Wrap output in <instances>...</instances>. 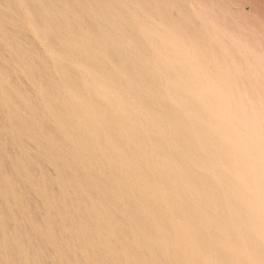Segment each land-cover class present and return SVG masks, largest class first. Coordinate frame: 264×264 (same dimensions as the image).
<instances>
[{"label":"bare ground","instance_id":"obj_1","mask_svg":"<svg viewBox=\"0 0 264 264\" xmlns=\"http://www.w3.org/2000/svg\"><path fill=\"white\" fill-rule=\"evenodd\" d=\"M24 1H26V0H24ZM75 1H77V0H75ZM79 1H80V3H82V1H83L82 4H79V2L78 3L76 2V4L78 6L80 5V7L82 5H86V3H87V2L84 3V0H82V1L79 0ZM100 1H102V0H100ZM137 1H139V0H137ZM184 1L187 2L188 0H184ZM30 2H31L30 0H29V2L27 1L28 5H30L29 4ZM55 2H56V0H55ZM62 2H60V3H62ZM64 2H66L67 6L65 4L63 5V3H62V5L65 6L67 9H65L61 5H59L60 7L57 6V8H60V10L57 9L59 11H57V10L55 11L56 13L58 12L57 13L58 18L53 17V20H54V18H56V20L59 19V13H60V15L63 17V18H60V20L64 19V20H66L65 23L68 22L67 24H69L67 26H69V28H70V34L72 32H78V30H82L80 24L81 23L86 24L84 22H86L87 20L90 21V23H91L92 21L89 18H92L97 14L95 9H94L95 11L92 9L90 10V11H93V13L92 12L88 13L89 11L88 12L86 11L87 14L85 15V19L88 18L87 16H89V14H91V16L87 20H82L83 22H80V21H78V19L81 20L82 16L80 15V18H79V16L77 18L75 16V18H74L73 15L76 14V13L74 14V9L76 11L77 10L82 11L83 10L82 7H84V6L81 7V10H79L80 8L78 7V9H76L77 6L75 4L74 6H76V7L74 8L73 6L72 7L70 6L71 7V10H70V7H68V6L71 5L73 2H71V4H69V1H66V0ZM88 2H90V1H88ZM189 2H191V1H189ZM219 2H220L219 0H217V1H214V0H200V1L194 0L193 1L192 0L191 4H189V6L187 8L195 16H193V20H192V18L188 19L189 20L188 22H190L192 20V22L189 25L187 24L188 26H186L184 23L185 22L184 17H183L184 18V20H183L184 24L179 25L177 23L178 25L175 26L176 23L174 21L173 22L175 24L172 22L175 15L173 16L172 20L168 19L169 17H167V15L164 14V13L168 12V10L166 12H164V10H166V9H164L163 10L164 13H163V12H161L163 7H161V5H158L159 8L160 7L161 8H160L159 13H157V12L156 13L160 16H161V13H162V15H166L167 18L163 16L164 17V18L162 17L163 20L167 19L166 20L167 22H168V20L170 21V22H168L169 24H171V22H172L175 26V27L174 26L170 27L171 25H169L167 23L168 26H165V29H164V25H162L163 23L157 24L154 20H150V22L152 21L154 23L151 22L152 24L149 23L150 25H147L148 22L145 19L146 16H147V19H150V18L152 19V17L158 19L159 17L157 18V16H158L157 14H156V17L155 16L151 17V15L148 16V14L146 15V13H148V12L147 11H145L146 13L144 12L145 9L143 10V8H144L143 6H142L143 8L140 9L141 7L139 6V4H138V7H140V8H138V9L141 11L143 10V12L145 13L146 16L145 17L140 16L141 14L143 15V12H141V14H140V11H139L140 15L138 14L137 18L140 16L141 21L140 20L135 21L134 17L136 15H134L132 12H130V14H128L129 13L128 11H127L128 13H126V14L123 12V14H125L127 16V18H126L127 24L124 21H122L123 19H120L115 15V13L117 14V11L115 13H113L112 10L114 8L110 9L111 11L110 10L108 11V16L107 15L105 16V14L102 11L100 12V10L97 8V10H99L98 12H100V14L98 13L99 14L98 16L100 17L101 14H104V16H105L104 18H106V17L107 18L106 19L103 18V20H100L103 17V15H101L102 17L100 19H98V16H96L97 21L99 20L100 23L95 21L98 23V25L97 24H93V25L91 24L92 27H90L91 25L88 22V25H90V26H88L86 24L85 27L86 28L88 27V29H87V33H84L85 35H87L88 38H86L85 40L82 41V39H80L78 37V34L76 36H74V37H78V39H79L78 40L79 46L77 45L76 42L74 43L75 45L78 46V49L75 48L76 46L73 45V42L71 43V41H73V40H72L71 36L68 35L69 29H68V33H67L66 32L67 29L65 28L66 29L65 30L64 29L65 26L63 25L65 23L62 20L61 21L63 23L62 24L63 28H62V25L60 24V22H58V23L62 29L59 26H57L58 23L56 21H53L54 24L57 23L55 25V27L56 28L58 27L60 30L64 29V32H66L65 34H67L71 39L69 41V39L67 37L65 38V36H64L65 34L63 35L64 37H61L62 34L64 33L62 31H61L62 34H61V32H59L58 35L55 34V33H57L58 28L56 29L55 27H53L54 24L52 25L49 22L50 19L46 20L47 13H45L44 11H46V9L48 8L47 6H45L44 8H46V7L47 8L46 9L43 8V10L40 6L39 7L36 6L37 4L35 5L36 7L33 6L32 4L34 2L31 3V5L29 6L30 11L32 13H33V9H34V12H36V13H34V14H36L34 16V18L31 17L30 19H35V17L38 15H40V17H41V14H39V13H42V12L37 13L38 12L37 10H39L38 8H40V10H42L44 14H42L41 19L39 16H38L39 19H38V17L36 19L39 21L42 20L43 24L45 23L44 21H46V23H47V21L49 20L48 22L51 25L50 26L51 28H49V26H48L49 30L45 26L38 28L40 31H38V29L36 30L35 28H32L33 31H35V30L37 31V32L35 31V33L40 32V33L36 34V37L39 34H41L40 37H41V39L43 38L42 40H44V42H42V43L40 42V43L42 45H43V43H46V44H44V46H48V49L46 47H44V48H46V50L43 48L45 51L57 52L56 54L63 56L62 59L65 57H71V58L73 57V59H74V57H77L79 54L81 55V58H82V55L84 58L85 56L90 55L91 52H95L96 55L95 54L94 55L97 57L98 62H96L95 59H94V61H92L93 59H91V58L93 56L91 57V55H90L89 57L91 59V62H94V63L96 62L97 64L101 63L100 55L102 54L103 56L105 55V57L108 56L109 59H110V57H111V59H114L112 62H114L115 65L119 63L120 66H122L124 69H126V72H128L127 74L130 75V74H133V73H131L132 72L131 68H132L133 64L136 65V63H137V66H138V63L140 60L139 61L136 60V62H134L136 57L134 59L133 56H130V57H133V60L131 58L129 59V57L127 56L128 50H126L127 53L124 54V52H121V50H119V49H122L121 48L122 46H115V44H117L119 42L125 43L124 41H127V42L131 41L132 43L133 42L135 43L134 46L137 45L135 48L130 47L131 51H132V49H134V50L137 49L138 46H140L139 47L140 49H138L140 51L143 47L145 49V46H146V48H148V49H146L144 51H148V52L143 51V53H146V54L148 53L147 59L151 60V62H149L147 65L146 64H143V65L139 64V66H141V67H138L139 68L138 71H140V69L143 68V66H144V68H145V66H146V68H148V65L150 66L149 70H150V68L153 69V66L151 65L153 63V65L155 66V68H154L155 74H158V72L162 68L163 70L162 69L161 70L163 72L165 70L167 72V70H168V72L170 71L171 74H173L175 76L178 74L185 76L186 79L184 78V79L178 80V81H176L177 76L176 77L174 76V80L176 79L175 80L176 83L172 79L173 76H171L172 77L171 79L173 81L172 80H166V77H162L163 72H161V71L159 72L161 77L158 78L159 77L158 76L156 78V76H154L152 74L153 73L152 70H150V71L152 72L151 74L154 76L153 78L151 77L150 79H148L147 76H149V74L147 76H145L146 78H141L142 76H140V79L139 78L133 79L134 75L133 76L130 75L131 77H129V75L128 76L126 75L128 78H125L126 76L124 77L123 75H125L126 73H121V74H123L122 75L123 78L126 79V80H122L123 78H121V79L119 78V76L121 77V75H119L120 74L119 68H121V67L115 66V67H119L118 71L114 66H110V67H114V70H111L113 68H111V69H109V67L106 68L107 64H109V61L106 60V59H108L107 57L105 58V60L108 63L105 64V61L103 64L101 63L102 65H106L104 68H102V66H101V68L107 69V70H104L102 72L105 73L108 71V73H109V71L111 70L113 72L110 71V73L116 74L115 73V71H116V72H118L117 75H119L118 76L119 79L111 78V76L107 73V76L111 79H108L107 77L104 79H101V76H100V77H98L100 79L92 81L93 79H92V76L90 75V78L92 79L90 81H92V82L87 83L84 81L83 77L81 76V72L79 74L81 78H78V73H77V77H76V74H75L76 72L74 73V70L71 67L72 65H69L67 63L60 64L61 65V69H60V66H59L60 62L59 63L57 62L58 63L57 65L59 66V68H58V71H56L54 69L55 70L54 72H56V73L60 72L59 73L60 77L64 76V78H65L66 76H68L69 79H68V77H66L67 78V83H65L66 85L65 84L61 85V81H63V80L60 78L59 79L61 81H58V84L53 83V78H51V77L54 76V79H56V78L58 79V77L56 75V78H55V75L52 71L53 75L51 73L52 76L50 75V80H49L48 75L50 73L45 74L47 71V70H45V68L49 67V66H44L45 65L44 61L46 60L47 55L45 56V54L42 51L41 52L37 51L39 47H37L36 44L34 46L37 47V50H36V48L34 49L33 45H31L32 43L29 42V40L31 41V39L28 40V44L30 43V46L29 45L24 46V47L21 46L22 42L25 40V36H23V34H22L23 31H21L19 33V31L22 29H20L19 31L18 30L12 31L13 32L12 34H10L11 33L10 31L8 32L9 34L0 33V38H1L0 39V59L1 60L3 59V61L0 60V72H2V76L0 73V77L2 78L4 83H6L3 85V82L1 84V81H0V86L2 85V88L5 89V91H6V89L8 90L7 85H9V88H10V86L12 87V88H10L11 94L6 92V94H7L6 96L8 97V94L12 96V98H10L11 96H9L10 102H12L13 104L15 103V105H17L18 109L22 110L21 111L22 113H23V111L27 110V107L29 108V110L31 108L35 107V109L36 108L38 109V110L36 109L37 112H39V111L41 112V110H43L42 113L46 112L43 114V116L45 114H47V116L45 115V117H43L44 119H42V116H40L42 121H39L40 118L34 113L37 116V121L35 120V122H38V124L36 123L37 125H34V124H32L31 121H29L30 119L28 120L27 118H25L26 116L27 117H30V116H28L26 114H25L26 116H24V113H25L24 112L23 113L24 117H22L23 119L21 118L22 121H19V123H18V120H17L16 122L13 123V124L16 123V125L18 124L17 126L14 125V126H16L14 129L15 131L10 129V127L8 128L6 125V127L8 129L12 130L10 132V130H7V128L5 127V120L6 119L5 120L3 119L5 111L3 112V115H2L1 114L2 108H0L1 109L0 110V140H4L7 145H8V143H9V145L10 144L13 145V147L11 146L9 148V146H7V145L4 146L5 142H4V144H3V141L0 142L2 144V146L5 148V149L3 148L4 149L3 150L2 147H0V168L4 170V172H3L0 169V173H1L0 174V180L3 179V181H4L3 182L1 180V183L2 184L4 183L2 185L4 187L1 188V189H4V192L2 190L4 195L2 193V196H3L2 197L0 194V196L2 198V199H0V203H1L0 205L2 206V207L0 206L1 207L0 210L2 209V211H0V213L1 212L3 213V211H4V216H3V214H1L4 218V221L0 220V238L4 239V241H5V245H2V247L3 246L4 247L3 248L0 247V253H1L0 255L1 256L6 255V256H4L5 259H6V257H7V259L9 257L11 264H23L24 260L26 258H28V260L26 259L25 261H26V264H27V262H28V264H30L29 262H32V263H34L35 261L38 262V260H36V257L37 258L40 257L39 260L41 262L42 258H43L42 260L47 259L49 254L55 253V251H56V253L58 251L57 255L59 256V251H60V252H62L61 256H63V257L59 256V258L61 259V260L59 259L60 262L56 259L58 257L57 255L55 256V258L53 257L56 253L52 254L53 256H51L52 258H54L56 263L58 262L59 264H62L61 261H63V259H64L63 264H67L65 262L71 263L69 261H71L73 258H69V260H68L67 255H69L68 254L69 252H71L72 254L74 253L73 256L75 255V258L77 259V263H79V264H85L86 263V260H85L86 257H84L85 255L89 258V260L87 261L88 264H112L113 260L115 261V260H118L119 258L123 259V257H125V256L126 257L128 256L127 260L125 259L126 258L125 257L123 261L121 259V262L118 261L117 263L125 264L128 261L129 262V263L127 262L128 264H153V261H155L154 264L155 263L165 264L166 261L164 262V260H165L164 257H165V254L167 255V253H168V256L170 255V257H171V259H170V257L168 258V261H170V262L172 261L171 262L172 264H177V263L182 264V261L184 262L186 260H188V262L186 261L187 264H194L193 257L195 254H193L191 257L190 252L192 251L191 253H193V251H194L193 248H197V247H193L192 248L193 250L189 247H192L193 245L196 244L200 247V249L202 251L207 253L208 259L210 261L212 260L210 262L206 259L207 256L203 257V258L206 257L205 261L210 262L209 264H213V263L214 264H228V261H227L228 258L226 259L225 257H227V256H225V255H228V257L231 255H229L227 252H226V254H222V250H225V249L227 250V248H228V250H231L230 247H227L229 244L227 246L222 245L223 247H221V248L219 247L220 244H219V246H217V244H216V246H217L216 249H215L216 246L212 247L215 249V251H214V249H213V251H211V249L208 248V246L209 247L213 246L212 244H214V242H213L214 239H212L213 241H211L208 238V240L212 242L210 244L207 243L209 241L206 240L207 239L206 236L211 235L214 238L215 236H217L219 234V233L217 234L218 231L220 232V230H222V231L224 230L227 232L226 233L227 235L224 234V236L226 238L228 236V238L232 241V245L230 244V246H231V248L233 246L232 250H234V252H236V253L242 252L243 251L241 249L242 244L239 242V240L240 241L246 240V241H244L245 244L243 243L244 245H242V246H245V245L247 246V247L245 246L246 248L244 247V249H245L244 251H246L245 253H247L246 256H252V255H255V256L251 257V262H250V260L248 261L247 258H244V257L243 258L245 260L247 259L246 261H248L252 264L255 261H257V259L260 262V264H264V248H263L264 246L262 244H260L259 242H257V241H259L257 239L258 235L259 234L262 235L264 232V229H262V230L257 229V227H258L257 223L260 222V224H262L264 222V218L262 219V217L264 215V113H263L264 107L261 108L262 105L264 106V93H261L262 91H264V80L259 81L258 79H256L254 77V76L257 77V75L261 76V74H262V77H264V75H263L264 74V71H263L264 70V60H263L264 58L263 59L261 58V57H263L262 55L264 54V52L261 51L263 54L260 55L261 56L260 57L258 55L260 52L257 50V49H259L258 46H256L257 48H255L256 51L253 48V47H255L253 43H256L259 41L262 42V40L258 39V41H257L256 39H254L251 36V39H253V40H251V39L250 40L252 42L253 41L254 42L253 43L250 42V43H252L253 47L250 43H248L250 40L247 43L251 45V48L255 52L251 49L252 51L249 50L247 52L248 54L243 53L244 57L246 55H248V56H246V58L248 60L245 59L247 61H243L242 60L243 58H242L241 60L243 61V63H241L242 61L240 62V59L237 58L238 56L235 53L237 51V49L235 51L234 50L235 47L233 48L230 46L234 43L231 44V41L229 43V40L233 39L232 40L233 42L238 40L234 37V35L232 34V31L233 30L237 31L235 29H238L239 26H238V28L236 27L234 29H227V31L229 30V33H230V30H232L231 36L233 35L232 36L233 38L228 37L230 35L228 34V32L225 33V30H226L225 28H227L228 25H230V28H232L231 26L235 27L238 25L239 21H242V20H236V22H235L236 24L231 25L229 23V20H226L222 17H219L220 16L219 12L221 10L218 12V9L219 8L222 9L221 12H223L222 7H224V6L218 7V9L216 10L215 7L219 6L218 5ZM13 3H15V2L13 1ZM27 3L25 4L26 7L28 6ZM134 3H135V1H134ZM226 3H229V2H226ZM90 4H91V2H90ZM128 4H130V3H128ZM135 4H134V6H135ZM167 4L169 5V3H167ZM220 4H221V2H220ZM18 5H19V3H18ZM48 5H49V3H48ZM104 5H106V3ZM112 5H114V4H112ZM132 5L133 4L131 3L130 7H132ZM223 5H225V4H223ZM162 6H163V4H162ZM180 6H182V5H180ZM110 7H112V6H108L107 8H110ZM184 7L185 6H183V9L185 10ZM95 8H96V6H95ZM107 8L105 11H107ZM119 8H120V6H119ZM119 8H117V9H119ZM125 8H126V10L131 9L132 11H134L132 8L127 9V7H124V9ZM134 8H136L135 9L136 12L134 11V13H137L138 12L137 7H134ZM145 8H147V7H145ZM170 8H171V6H170ZM207 8H210L209 12H211L213 10L217 11L216 13L219 14L218 17H219V19L221 18V20L223 21V24L225 22L224 20L228 21V22H226L228 24L227 25L225 24L226 26H223L220 23L222 21H220L218 18H216V20L219 21L217 24L219 26L220 25L223 26V28L225 27L224 28L225 30L221 29L222 28L221 26L218 29H221L224 32L219 31L216 28V25H215L216 24L215 22H217L216 20H214L215 24H213V22L210 21L213 17L212 18L210 17V19L208 20L209 16L204 11ZM229 8H227V9L229 10ZM68 9L70 10V12L73 13V15H71V13H70V16L68 15L69 14ZM84 9L87 10V7H85ZM124 9H122V10L126 12V10H124ZM175 9H176V7H175ZM211 9H213V10H211ZM52 10H53V8H52ZM102 10H103V8H102ZM201 10L204 12V14L202 13L203 15H207L206 16L207 18H204L201 15L196 17L198 15V13L199 14H201V13L200 12H198L197 14H195V13L197 11H201ZM13 11H15V9H13ZM27 11H29V10H27ZM48 11H50V9H48ZM94 12L96 14H94ZM211 13L214 15L213 12H211ZM29 14H30V12H29ZM78 14H76V15H78ZM172 14H174V13H172ZM228 14L230 15L229 12H228ZM43 15L44 16L46 15V16L43 17ZM54 15H56V14H54ZM66 15L68 16L67 17L68 19L65 17ZM130 15L134 16V17H132L133 19H130L131 18ZM128 16H130L129 19H128ZM177 16H178V14H177ZM69 17H71V18H69ZM72 17L74 18V20L72 19ZM187 17L190 18V17H192V15L190 14V16H187ZM215 17L213 19H215ZM223 17H225V16H223ZM6 18H8V16ZM21 18H22V16H21ZM43 18H45V19H43ZM51 18H52V16H51ZM121 18H122V16H121ZM176 18H178V17H176ZM179 18H181V17H179ZM179 18L176 19L175 21L182 20V18L181 19H179ZM2 19H4V18H2ZM9 19H10V16H9ZM69 19L70 20L72 19V21L69 22ZM138 19H140V18H138ZM142 19L144 21H142ZM227 19H228V17H227ZM13 20H14V18H13ZM93 20H95V19H93ZM4 21L5 20L1 21L0 24H3ZM8 21L6 19L5 22H8ZM74 21H76V22H74ZM77 21L80 23L77 24ZM102 21H104V23H102ZM5 22H4V24H6ZM12 22H14V21H12ZM29 22L31 24L30 28L33 26L36 28H37V26L40 27V25H38L40 22L37 24L36 20H35V22L34 21H29ZM29 22H28V25H29ZM31 22H33L34 24ZM73 22L76 23V25H78V26L74 25ZM144 22H145V24H144ZM157 22H158V20H157ZM233 22H231V23H233ZM46 23H45V25L47 26L48 23L47 24ZM241 23L242 22H240L239 24H241ZM12 24H14V23H12ZM12 24L10 23L8 25V23H7L4 27H6L7 25L11 27ZM36 24H37V26H35ZM43 24H41V25H43ZM167 24L165 23V25H167ZM143 25H145L144 26L145 29H144V34L142 33V35H141L139 33V31L137 32V29L139 27L142 28ZM242 25H243V23L240 26L243 27V31H245V29L247 27L245 26V29H244V26H242ZM82 26H84V25H82ZM110 26L113 27V29L117 28L116 29L117 34L115 32H113L116 35L113 33H110L111 35H109V29L111 28ZM1 27H3V26H1ZM4 27H3V29H4ZM7 27L5 28V31H6ZM10 27H9V29H10ZM18 27H20V26H18ZM44 27H45V29H43ZM76 27H80V28L78 29ZM166 27H168V29H166ZM53 28H55L56 30H54ZM0 30H2V29L0 28ZM85 30H83L81 33H83ZM111 30H112V28H111ZM241 30L242 29L238 30L239 34H240ZM3 31L4 30H2L0 32H3ZM112 31H114V30H112ZM183 32L187 33L188 35L192 34L193 35L192 37H194V35L195 36L197 35L198 36L197 39L194 37L197 41H195V39H193L195 41V42L193 41L194 42V44H193L191 42L192 39H190L192 37L189 38L188 35H186V37L184 36V39H183ZM35 33L33 35H35ZM233 33L237 34V36L239 35L237 32H233ZM245 33H247V32L245 31ZM245 33L242 32L241 37H239L242 39V37L244 36L243 37L244 41H240L238 44H237V42L239 40L237 42H235L236 45L240 46L239 51L243 50L244 47H246V48L248 47V46H246L247 43L245 44V46H244V43L250 38L249 36L251 34L250 35L248 34L249 35L248 36ZM60 34H61V36H59ZM138 34L141 35V41H140V37H138ZM242 34H244V35L242 36ZM24 35H26V34H24ZM133 35H134V37H132ZM144 35H145V39L143 38ZM246 35L248 36V39L246 38ZM130 36L133 38V41H132V38ZM105 37H108L109 39H107ZM127 37L131 38V39L126 40L125 38H127ZM187 37L191 41H188L187 39H186L187 41H184L185 38H187ZM29 38L35 39L34 37H29ZM226 38H228V40ZM230 38H232V39H230ZM27 39L28 38H26V40ZM41 39L39 41H41ZM260 39H262V38H260ZM131 42H129V46H131L130 45V44H132ZM260 42H259V45H261L264 41L261 44H260ZM3 43L4 44L8 43L6 45H9V46L11 45V48L13 50H11V48H10V51L11 52L13 51L14 54L10 53V56H9V54L7 53V50H6V46ZM84 43H86V44H84ZM87 43L89 45H91V48H93V49H91L90 46H87ZM190 43H191V45H190ZM125 44L128 45V43H125ZM187 44H189V45H187ZM119 45H120V43H119ZM142 45H144V46H142ZM150 45H151V48L149 49V47H147V46H150ZM236 45H234V46H236ZM262 45H264V44H262ZM239 46H236V47L239 48ZM117 47H120V48L116 49ZM259 47H261V46H259ZM232 49L235 52L232 51ZM263 49H261V50H263ZM8 50H9V48H8ZM91 50H93V51H91ZM246 50H248V48L243 50V52ZM133 51H132V53H133ZM239 51H237L238 52L237 54L242 52V51H240V52ZM35 52L37 53V54H35V56L38 57L37 59L35 58V56L33 57L30 55V54L34 55ZM135 52H137V51L135 50ZM138 53H136L137 54L136 56H138ZM28 55L33 57L34 60L36 59L35 61L32 59L30 60V61H34L35 63L30 62V64H28V62L26 60L29 57ZM80 55H79V58L77 57L78 59L75 58V61L73 62L74 66L77 64V61L80 59ZM139 55L142 56L140 53H139ZM234 56H235V59H238V60H235ZM139 57H137V59H139ZM57 58H58V56L56 57V59L54 57L55 60H57ZM59 58H61V57H59ZM59 58H58V60H59ZM260 58L263 61L262 63H260L261 62ZM29 59H28V61H29ZM49 59H50V57L48 56V60ZM54 59H53V61H54ZM76 59H77V61H76ZM84 59L82 61H84ZM141 59L143 60V57H141ZM233 59H234V61H233ZM67 60H70V59L67 58ZM86 60H87V58H86ZM144 60H146V59H144ZM144 60L142 63L148 62L147 60H146L147 62ZM257 60H260V62H258ZM88 61H89V59H88ZM115 61H116V63H115ZM235 61H237L238 63H236ZM248 61H252L254 63V65L256 64V67H258V65H259V68H261L260 66L263 64L262 65L263 70L256 68L257 70H260L261 73L255 72V71L252 72L253 68H251V67H254V66H252V62L250 63ZM65 62H66V59H65ZM78 62H81V59ZM89 62H87V63H89ZM45 63H46V61H45ZM82 63L79 64V67L80 66L82 67ZM96 63L94 65H96ZM98 65L100 66V64H98ZM98 65H97V67H98ZM109 65H111V60H110ZM18 66H19V68H18ZM33 66H35V69L33 68L34 71L36 70V67L38 68L37 71H35V72H37L38 74L40 73L39 76L41 74L42 75L45 74L47 76V78L46 77L44 78L41 75V77H42L41 80H38V81H40L39 82L40 85L38 84V81L33 80V83L37 82V84L40 86V87L37 86V87H39V88L36 87L37 89L33 88L36 85H33V87H31L32 84H30V83L29 84L31 86L23 87V86H25V84L27 82L25 83L26 80H24L23 78L26 77V75L24 74V76H23L22 72H24V73L27 72L25 70L26 67H33ZM43 66H44L43 69L45 70L44 73L42 72ZM87 66H85V69H84L85 74L90 69H93V68L95 69V67H90V69L88 70L86 68ZM249 66H251L250 67L251 69L249 68ZM75 67H76L75 68V70H76L78 66H75ZM79 67H78V69H83L84 63H83V68H79ZM134 67L135 66H133L134 73H137V72H135V68H137V67H135V68ZM205 67H207L206 69H208V70H206ZM214 67H216L217 70H215ZM12 68H15L16 71H14ZM123 68L120 69V72H121V70H123ZM146 68H145V71L148 70ZM157 68H158V72H156ZM210 68H211V70L214 68L212 71H214V70L215 71L207 73ZM244 68L246 69V71L251 70L250 72L254 73L252 78H250V79L247 78L248 76L251 77V75L246 74L245 73L246 71ZM86 69H87V71H86ZM94 69L91 71H94ZM127 69H129V70H127ZM143 69H141V72H139V73H141V74L146 73L147 74V72L142 71ZM155 69H156V71H155ZM30 70L32 71V69H28V71H30ZM61 70H62V73L64 75H61ZM84 70L83 71L81 70V71L84 72ZM97 70L100 71V69H97ZM205 71H207V72H205ZM50 72H51V70H50ZM100 72H98V73H100ZM170 72H169V74H170ZM3 73L8 74V75H6L7 77L10 75V77L8 78L9 80L7 79V77H5V80L3 79ZM94 73L96 74L95 71H94ZM167 73H165V74H167ZM255 73H257V75H255ZM38 74H36V76ZM85 74H83V75H85ZM90 74H92V73H90ZM97 74H96V76H97ZM13 75L14 76L17 75V77H14ZM19 75L23 78L18 77ZM30 75H32V74H30ZM88 75L89 74L87 73L86 76H88ZM139 75L140 74H138V76ZM236 75H238L239 77L241 75L245 79H241V78L239 79V77L237 78ZM245 75H247V77ZM39 76H37V77H39ZM163 76H164V74H163ZM165 76H167V75H165ZM214 76H215V78H218V79H215ZM32 77H33V79L37 78V77L35 78V75L33 74V76H31V77L29 76V78H27V79H30ZM135 77H136V75H135ZM169 77H168V79H170ZM262 77H258V78L261 80ZM253 78H255L256 80ZM6 79L8 82H6ZM30 81H31V79L28 82H30ZM241 83L243 84L242 86H244V87L240 86ZM244 83H245V85H244ZM21 84H23V86ZM26 85H28V84H26ZM76 88H78V90H79V93L77 92L79 94L78 98L77 97L74 98L72 96L73 93H76V92H72L73 90L75 91ZM261 94H263V96ZM122 95L126 98V101H128L126 103H129L130 107H135L134 105L137 104L136 106H139L141 108V109H138L139 107H137L140 115L143 114V113H141L142 111L144 112V114H146V116L144 117L146 121H144V123L141 124L140 117L137 118L138 115L136 116V114H139V113L136 110H133L134 108H132L134 115H135V118H137L136 121L138 120L141 124L139 127H135L138 125V122L136 125L134 118H133L132 122L134 123L135 126L134 127L132 126V128H130L131 126L129 127V125H131L133 123H131L129 125L127 123L128 119L130 117V114L128 112H131L132 110L128 111L130 108L127 109L128 104L126 106L125 102H124L125 105L122 104L123 103L122 101L120 103L119 100H120V98L122 99V97H123ZM11 99H12V101H11ZM165 99H166V102L169 99V103H168L169 106H167L168 111L165 112L166 114L164 112H160V113H164V114H159L158 109H160L161 107H158V106L162 103L161 101H165ZM130 100H133V103L130 102ZM10 102L8 101L9 104H11ZM163 103H162V107L165 106L164 105L165 103L164 104ZM2 104H3V102H2ZM2 104L0 106L4 105V104L3 105ZM131 104H134V105L131 106ZM122 105L126 106L127 108L126 107L125 108L127 110H125V108L123 109ZM7 107H8V105H7ZM62 107H66L65 112L67 113V111H70V113L64 114V112H62V111H64V109L62 110ZM3 108H5V107L3 106ZM8 109L9 108H7L6 110H8ZM139 110H141V112ZM32 111H34V109ZM9 113H10V111H9ZM13 113H16V112L14 111ZM20 113L18 114V116L20 115ZM144 114L142 116H144ZM8 115H6V116L8 117ZM33 115H32L33 118H31V120L32 119L34 120V118H35ZM7 117H5V118H7ZM46 117H48L49 122L43 121V120H47V119H45ZM107 117L109 118V120H107L108 119ZM14 118H16V117L14 116ZM52 118H53V120H52ZM149 118L152 121H150ZM49 119L51 120V122L53 121V123H50ZM129 120H132V119H129ZM7 121H9V122L12 121L10 115H9V119ZM35 122H33V123H35ZM94 122H96V124L98 122H100L99 124H101V127L97 125L98 127H100V130L98 129V127H97V129L94 127L95 130L93 129L92 124ZM208 122L211 123L212 126H211V124H207ZM9 125L11 126L12 124H9ZM117 126H118V128H119V126H121L122 128L128 127L129 129H131V133H130L131 137H129V138H131V140L129 141V138H128L127 141H124L122 143L124 144L125 142H127V143L130 142L129 145L132 144L133 147L130 145L132 148L130 146L128 147V149L126 148L127 150H129L130 148L132 149V150L130 149L131 150L130 152L126 151L127 155L125 152L120 153L123 155L125 153L126 156L124 155V157H122V155L120 156L118 154H117L118 155L117 156L115 153L116 151L120 150L119 144H121V143H118V141H117V136L119 135V134L117 135V132H118ZM163 126H165L164 129L167 128L169 135H166L167 134L166 131L164 129H162ZM91 127H92V129H91ZM159 127H161L162 131L158 130V132L161 131L162 133L161 132L160 133L162 134V136H160L161 134L159 136L156 135L158 132L157 133L155 132L156 133L154 136L155 138H153L151 136V135H154V132H153V134L151 133V135H150L151 137L148 135L149 136L148 138H153L152 140H154V144H153V141H151L152 143L150 142V144L152 145L153 148L150 147V148H147L148 149L147 150L144 147L146 149V151L144 149V152H142V149L140 150V148L142 146V142H143V139L145 136L144 131L145 130L151 131L153 129L154 130L159 129ZM5 128H6V130H5ZM58 128H63V129H61V131L65 130V133H62V134L66 135V136H63L64 138L62 136H61L62 138L58 136V134H59V133H57ZM124 129H122V130H124ZM129 129L126 128L125 131H127ZM90 130H93V131L90 132ZM7 131L10 133H8ZM61 131H60V133H61ZM125 131H123V133H125ZM155 131H157V130H155ZM246 131L251 132V133H248ZM41 132H43V134L45 135V136H43V137H45L44 140L39 139ZM86 132L87 133L90 132L88 134H91V136L89 135L90 137H87ZM119 132H121V130ZM163 132H165V133L163 134ZM128 133H126V134H128ZM148 133L150 134V132H148ZM122 134H120V135H122ZM126 134H125V136H127ZM18 136H21V137L19 138ZM123 137H124V135H123ZM123 137H121V138H123ZM146 138L147 137H145V140H146ZM33 140L35 142H37L36 145L34 144L35 142L32 143ZM119 140L121 141V139H119ZM71 141L73 142V144H71L72 143ZM148 141H150V140H148ZM148 141H145V142H148ZM170 141H173L171 144L172 147H174V145H173L174 142L179 143L182 141L183 145L182 146L180 145L181 149H180V147H177V148H179V150L183 149L180 154L178 152H176L175 149L170 148L171 147ZM176 143H174V144H176ZM97 144H100V146L103 145V147L104 146L106 147V148L101 147L102 149H107L108 147H110L109 149H107V150H109V152H106L107 154H109L108 158H110V159H106V160H108V163H109V161H111V163H109L108 168H105L99 161L98 154H100V156H101L103 151L101 150V148H100V150L98 149L100 146L98 148L96 147ZM168 144L170 145V147ZM179 144H181V143H179ZM6 146H7V148H9V150L10 149H12V150L9 151L6 148ZM126 146H128V145H126ZM13 149H14V151H13ZM5 150L9 151L10 156L7 154L8 151H6V153H5ZM176 150L179 151L178 149H176ZM99 151H101L102 153H99ZM11 152H12V154H11ZM6 154H7V156H6ZM103 154H102V156H103ZM49 155L57 156V157L56 158L52 157L54 159L51 158V160H50ZM181 155H184L186 160L182 159ZM60 156L68 159V161L69 160H71V162L75 161V164L72 162L74 164V165H72L70 162L71 165H68L69 162L66 160L62 162L61 161L62 158ZM57 158H59V159H57ZM104 158H102V159L104 160ZM123 158L125 160H123ZM55 159L57 161H55ZM46 160L49 161L50 163H48ZM52 160H54V161H52ZM103 160H102V162H103ZM9 161L13 162L12 164L14 166H11L12 164H11V162L9 163ZM64 162H66V163L68 162L65 165L68 166L67 168L69 169V171L67 170L66 166L64 167V165H63ZM104 163H105V161H104ZM209 163L210 164L212 163V165H210ZM50 164L55 166V167L52 166L55 168L54 171H52L53 168L50 167ZM198 164H200V166ZM39 166H40V168L42 167V169L44 168L43 172H42V170L40 171ZM195 166L196 167L198 166L197 169L199 167H202V168L198 169L200 171L202 169L204 171V169H206V168L208 170L209 167H210V169L214 168L216 173L214 171L213 172L217 176L211 171L213 169L208 171V173L212 172L214 174V176L218 177V178L215 177L220 183L218 185V187H216L217 184L215 186L211 183V181H210L211 178L209 179V177H210L209 175H207L206 173H205L206 175L202 174L203 172L202 173L196 172L197 170H196ZM12 167L18 168V171L16 172V170H17L16 168H15L16 170L14 171V169ZM45 167L47 168L46 169L47 171H48V169L49 170L51 169L50 171H52L51 172L52 174H56L53 172L58 170L56 172H58V174H60V176L57 178L55 176L56 181H55V179H53L54 177H51L53 179V181H51L52 180L51 178H50L51 179L50 180L47 177H45V176H47L48 173H50V172L46 173L47 171H44ZM69 167H71L73 169V173L71 172L72 173L71 177L66 178V176H67L66 170H67V172H70ZM207 170H205V171H207ZM28 171H30L31 174L28 178L25 177L27 180L24 178L25 179V181H24L23 175H26V172H28ZM122 171L125 173V175H124L125 177H123V174L121 175ZM2 172L4 174H2ZM28 175H29V173H28ZM214 176H213V179H214ZM167 178H168V181H166ZM163 179H165L164 183H163ZM5 180H6V182H9L10 185L8 183H7L8 184L7 185L5 183ZM28 180H30V182H28ZM108 180L111 181V184L113 183L112 187H114V190L112 187L109 186L110 184H109ZM135 180H137L138 184H140L139 189H137V191H135L136 187L135 188L132 187V182L133 181L135 182ZM217 180H215V181H217ZM252 180H254V182H252ZM42 182H43V184H42L43 186L40 185V183H42ZM134 182H133V184H135ZM158 182L161 183L162 185L157 184ZM213 182H214V180H213ZM1 183H0V185H1ZM5 184L8 187L9 186L10 187L7 188L5 186ZM58 184H60V185H58ZM154 185H156V186L159 185V186H158V188H156V186H154ZM58 186H61V187H58ZM136 186H137V184H136ZM141 186H142V189L140 188ZM152 186L158 190L153 189ZM161 186H163V189L164 188L165 189L163 190L161 188ZM228 186H233V187L236 186V188L234 190H229V191H228V189L225 190L224 188H227ZM258 186L260 187L261 191H259V188H256ZM5 187L7 189H5ZM57 187H58V189L61 188V191L59 189V191H60L59 193L58 192L54 193L55 188H57ZM149 187H152V189L155 190V192L161 191V192L165 193L166 201L164 202L162 200L163 201L162 204L166 203L165 205L168 206V208L170 209V210L168 209L169 212H171L170 214H174L173 216L176 215V218H179V219H181L180 221L185 222V223L183 222L184 226H186V227L188 226V228H190L189 230H191V232L189 230L188 231L191 233L190 238H191V241L193 243H190V241H189L190 239L188 240L189 242L187 240H186L187 242L184 241L186 236H184L185 234H182V233H186L187 230H186V232H181V230L184 228V226L181 224L182 222L176 220V223L178 221L180 223V225L183 226V228L180 225H178V223H177L178 227L172 228V227H174V226H172V223L175 220L173 219L174 221L173 222L171 221L172 222L171 223L170 222L171 219L169 220V218H171V217L167 218L166 217L167 214L165 215V214H163V212H161L162 208L161 209L158 208V206H159L157 204L158 202L155 204L154 201H156L159 197V196L157 197V192L155 193L156 195H153L154 192H151L152 191L151 188H150V190H148L151 193H153L152 196L153 197L155 196L157 198V199L155 198L156 200L152 199L151 198L152 196L151 197L149 196L150 193H148V194L144 193V192H148L147 189H149ZM253 187H255L254 188L255 194H256L257 189H258L257 193L260 192V194H258L259 196H256L260 200L259 199L257 200L255 195H253L256 198V199H254L253 196L250 194L251 192L249 193V191L253 190L250 188H253ZM39 188L43 189V191H39L40 190ZM58 189H56V190H58ZM143 189L145 190L144 192H143ZM229 189H231V188H229ZM138 190H142L143 194L140 193ZM223 190H224V192H223ZM16 192H17V194H16ZM39 192H40V194L42 192L45 193L43 195L41 194L42 196H45L47 194L50 197V199L52 198V201L49 199V202L51 201L52 204H50L51 202L48 204V199L46 200L47 202L45 201L46 207L48 204L49 208H50V209H48V208H45V209L50 210V212L48 210L46 212H44L42 210V208H44L45 204L42 205L43 207L40 206L41 203L43 204V202H41V200L38 199V196H39L38 193ZM230 192L235 193V194L237 193L236 195H238V197L234 194L235 195L234 196L235 198H234L232 196V194H230ZM26 193H27V195H25ZM14 194L17 195L18 200L16 199V197H14ZM19 194L20 195L22 194V195L20 197H18ZM65 195L71 196L72 197L71 200L67 199V201H65V202L62 201V200H64V199H62V197L64 198ZM250 196H252V197H250ZM72 199H73V201H72ZM120 199L123 201L122 202V205H124L123 207L120 204L121 203ZM162 199H164V197H162ZM235 199H237V200H235ZM60 201L64 202L65 206L67 205V210L65 207L66 211L63 209L62 215H61V212L59 210H61L64 205L62 204V206H60L59 205ZM159 203H160V201H159ZM8 204H11L10 206H12V207L14 206V208H12V207L11 208H12V211H14V209H16V211H14L15 213L12 212L11 210H9ZM136 204H138V205H136ZM99 205L101 206V208ZM139 205H141L142 208ZM59 206L61 208H59ZM52 207H53V209H51ZM121 207H122V209L125 207V212L122 211V209H119ZM37 209H38V211L41 210L43 212L39 211V212H41L39 214V212H37ZM54 209L59 211L57 213H59L60 216L57 215L56 212L52 213L54 211ZM118 209H119V211L120 210L122 211V214L128 213V215H126V220H129V218H130V220L132 219L131 220L132 222L125 221V218L123 217V215L121 216V214H120L121 211L119 212ZM17 210L19 212H17ZM68 210H70V211H68ZM126 210H127V213H126ZM67 211L70 212V213H68V215H67ZM163 211L166 212V210H163ZM203 211H206V212L204 213ZM10 212L14 213V215H16V216H14V215L11 216ZM30 214H33V216H31ZM170 214H169V216H170ZM28 215L30 216V218L27 217ZM64 215L65 216L67 215V219H68V216H70L69 220L71 222L74 220V222L71 223L69 220L67 221V219H64L65 218ZM78 215H79L80 219H81L80 216L83 217V215H86L85 216L86 218H84V219L82 218L83 220L79 222L78 221V219H79ZM2 216H0V218H2ZM61 216H64V218L62 219ZM147 216L148 217L152 216V219L154 218L156 220V223L161 225L160 228L163 230V232H161L162 237H160V239L157 237V235L160 234L161 230H159V232L158 231L155 232L156 228L157 227L159 228V226H157L154 230H151L154 225H151V223H152L151 218H150V220L148 219V221H150L151 223L146 221ZM12 217H16V220L15 221L13 220L14 223H11L14 225L12 228H14L16 226L15 224H18L16 226L18 228V230H15V229H17V228H15L12 231L11 228H8L10 226V221L12 222V219H13ZM71 217L73 218V220ZM257 217L261 218V220H263V222H261L259 220V222H257V223L255 222L257 225L256 224L253 225L252 222L254 219H257V221H258ZM10 218H12V219H10ZM30 219L32 221L31 224H29ZM85 219L87 220L86 224L84 223ZM155 220H153V221H155ZM2 221L3 222L6 221L7 224H5V225H9V226L5 227V225H4V227H1V225L3 224ZM33 221H34V223L37 222L36 223L37 226L34 225L35 229L33 228V226H31ZM1 222H2V224H1ZM15 222H17V223H15ZM81 222H83V223L80 224ZM124 222L128 223L127 225H125V227L127 226V228H130L131 230H132V228L136 229V232L133 231V232H135V233H133V234H135V237H133L134 239H132L128 243L130 245V248H129V245H127V243H126V241H127L126 239L130 240L128 237L130 235H126V234L127 233L131 234L132 231L130 229H128L131 232L129 231L126 233L127 229L124 228V226H123L125 224ZM227 222L230 223L229 226H227L229 224V223L227 224ZM250 222L252 223L253 226H255V227L257 226L256 228L253 227L254 231L253 230L248 231V229L252 228V226H250L251 225ZM129 223H133L134 227L131 225H130L131 227H128ZM147 223H149V225H151V226H149ZM206 223H209V225L212 224V227H214L213 230H208V229H212V227L210 226V228H209L206 225ZM245 223H247V225L250 224L249 225L250 228L247 225H245V226H247L248 228L245 227L244 226ZM38 224L39 225L41 224V226H39V229L42 227L40 230H44V228H46L45 230H47V232L49 233V236L53 237L57 240V241L55 240L54 242L55 243L57 242L56 245L59 244L58 245L60 247L59 250L56 249V246L54 247L55 250H52L54 243H53V241H49V240H54V239H52V238L50 239L49 236H46V235H48V233L45 234L44 231H42V234H41V231H39V229L37 228ZM79 224H80L79 229L81 228L80 230L78 229ZM143 225L145 227V230H142L143 232H137V230L140 228L139 226H143ZM43 226H44V228H43ZM137 226H138V228H135ZM204 226L206 229L208 227L207 232H209V231H211V232L210 233H206V232L204 233V229H205ZM120 227L123 229H121ZM144 227L140 228V229H144ZM150 227H151V229H150ZM179 228H182V229H179ZM9 229H10V232L12 231L14 235L11 234L12 232L11 233L9 232ZM36 229H38V232ZM120 229H121V231L122 230L124 231V229H125V233L123 234V231H122V234H121ZM108 231H110L111 235L109 233H107ZM144 232H145V234H144ZM221 232H220V234L223 235V232L222 233ZM187 233H186V235H187ZM44 234L46 237L44 236ZM50 234H52V235H50ZM146 234H147V238L144 237V236H146ZM189 234H188V236H189ZM124 235L126 236L124 241H125V244L128 246V247L126 246V248H128V249L122 250V248L124 246L122 247L120 245V243H121V240L124 239L123 238ZM182 235L185 237L184 240H183ZM115 236L117 237V239L115 238ZM163 236L165 237V239L161 240L162 238H164ZM211 236H208V237L211 238ZM224 236H223V238H225ZM240 236H243V238ZM48 237H49V240H48ZM220 237H221V235H220ZM237 237L239 238V240L237 239ZM14 238L17 240H14ZM77 238H79L78 240L80 241V244L77 242V246H75L74 243H72L74 245V248L76 247L77 249H74L73 247L71 248L69 246L68 248H71L72 250H75V251L73 252L72 250H70L68 252L67 251L68 250L67 245L70 244L71 242H73L74 239H76V241H77ZM118 238L121 240L119 241ZM228 238L226 241L229 240ZM240 238H242V239H240ZM204 239L207 241V242L205 241L206 243L204 242ZM217 239H218V237H217ZM165 240H169L172 243H173V241H175L177 243V245H179V249L181 247L182 249H180V250L181 251L183 250L186 252V253H184L182 251L184 253V254H182V257H183V255L187 254L186 260H181L182 258L178 254L180 251L178 252V250H176L177 247L175 246V244H174V246L176 247V249L171 242H170L171 245L170 244L165 245V242H162ZM220 240L218 239L217 241L220 242ZM223 240H225V239H223ZM230 240L228 242H231ZM14 241H16V242H14ZM18 241H19V243H17ZM124 241H123V243H124ZM217 241H215V243ZM1 242L2 241H0V246H1ZM50 242H52V243H50ZM160 242L165 245V249ZM75 244H76V242H75ZM78 244L82 246L83 250L81 249L82 250L81 252H83V253H79V251H76V250H79V248H81V246H79ZM98 244H99V246H98ZM101 244H102V246H104V248H100ZM190 244H193V245L191 246ZM207 244H208V246H207ZM226 244H227V242L225 243V245ZM20 246H21V248H20ZM58 246H57V248H58ZM160 246L163 247L164 252H167V253L163 254V250L160 248ZM207 248L210 250L211 253H209V250H207ZM222 248H225V249H222ZM197 249H195L196 252L198 251ZM246 249H248L252 255L250 253H249L250 255H248V251ZM22 250L23 251L24 250L30 251L31 255L29 254V257L31 256V259H29V257H27L28 256L27 254L29 252L27 253V251H26L27 256L26 255L24 256ZM189 250H190V252H189ZM244 251H243V253H244ZM63 252L66 254V259H65V255H63L64 254ZM204 252H203V254H204ZM20 253H22L21 254L23 256L22 258L26 257L25 259H23V261L20 257L21 256ZM121 253L122 254L124 253L125 256L122 255ZM47 254H48V256L46 257ZM196 254H200V251ZM71 255H69V256H71ZM140 255L143 257L142 258L143 260L141 259ZM162 255H163V257H162ZM235 255H237V256H233L234 259H235V257H236V259L238 257H241V256H238V254H235ZM32 256H34V257L36 256L34 259V262H33L34 257H32ZM121 256H123V257H121ZM242 256H244V254ZM111 257H112V260H111ZM113 257H118V259H115ZM254 257H257V259L255 258L256 260L254 259L255 261H252ZM0 258L2 259L3 257H0ZM50 258L48 259V261L52 262L53 259L51 258L52 259L51 260ZM7 259L5 261H7ZM229 259L231 261V258H229ZM238 259H240V258H238ZM66 260H68V261H66ZM166 260H167V258H166ZM196 260H198V262H195V263H198V264L202 261V259L201 260L196 259ZM55 261L52 264H54ZM246 261H244L245 263L244 262L243 263L244 264L248 263ZM40 262L38 264H40ZM202 262H204V259ZM75 263L73 262V264H75ZM233 263H236V262H233ZM237 263H238V261H237ZM2 264H3V262H2ZM24 264H25V262H24ZM34 264H36V262ZM201 264H203V263H201Z\"/></svg>","mask_w":264,"mask_h":264},{"label":"rangeland","instance_id":"obj_2","mask_svg":"<svg viewBox=\"0 0 264 264\" xmlns=\"http://www.w3.org/2000/svg\"><path fill=\"white\" fill-rule=\"evenodd\" d=\"M4 1H5V2H4ZM13 1H14L16 4L13 3ZM17 1H18V2H17ZM27 1L29 2V0H26V1H24V0H23V1H22V0H0V20H1L2 18H4V19H2L1 21H3V20L6 21V19H7V21L9 20L8 22H5V21H4L6 24L8 23V25H9L10 23H11V24L14 23V24L11 25V27L8 26V25H7L8 27L6 26V27H7L6 31L8 30L7 32L5 31V28H6V27H4L6 24H4V22H3V24H0V28H1L2 30H4L3 32H0V33H6V34H9L8 32L10 31V32H11L10 34H12V33H13L12 31H17V30L19 31L20 29H22V30L19 31V33H20L21 31L24 32V33L22 32V34H23V36H25V40L22 42L23 45L21 44V46H22V47H24V46H28V45L30 46V43H32L31 45H33L34 49L36 48V50H37V47H39L37 51H40V52L42 51V52L45 54V56L47 55L46 60H45L46 63H45V61H44V64H45L44 66H49V67L45 68V70H47L45 74H47V73L49 74V73H50V74L48 75V76H49V77H48L49 80H50V75H51L52 71H53V73H54V75H55V78H56V75H57V77H58V79H57V78L54 79V76L51 77V78H53V83H57V84H58V81H61L60 79L63 80V81H61V85L67 83V78H66V77H68V76L65 75V76H66L65 78H64V76L60 77V75H59L60 72H57L58 74H57L56 72H54L55 70L58 71L59 66H60V69H61V65H60V64H64V63H67V64H69V65H72L71 67H72V69L74 70V73L76 72V73H75V74H76V77H77V73H78V78H81L80 75H79L80 72H81V76L83 77L84 81L87 82V83L100 79V78H98V77H100V76H101V79H104V78H106V77H107L108 79H111V78H115V79H116V78H117V79L120 78V79H121V78H123V76L125 77L126 75H127V76L129 75V74H127L128 72H126V69H124L122 66H120V64H119L118 62H117L118 64L115 65L114 62H112L114 59H111V57H110V59H109L108 56H106V57L108 58V59H106V60L109 61V64H110V60H111V65L107 64L108 62L105 60L106 57H105V55L103 56L102 54L100 55V57H101V58H100V59H101V63L103 64L104 61H105V64H107V66H106V65H102L101 63H98V64H100V66H99V65L96 63V62H98V61H97V57L95 56V55H96L95 52H91L90 55H91V57L93 56V57L91 58V59H93L92 61H94V59H95V61H96V62H95L96 65H94V64H95L94 62H91V59H90V57H89L90 55L85 56V57H84L85 59L83 58V55H82V58L84 59V61H82L83 59L81 58V55L78 53V54L80 55V59H81V62H78V61L80 60V59H79V60L77 61V59L79 58V55L77 56L78 58H77V57H74V59H73V57H72V58H71V57H65V58H63V59H64V60H63V59H62L63 56H60V55L56 54L57 52H52V51H51V52H52V53H51L50 51H49V52H48V51H45L46 48L48 49V46H44V44H46V43H43V45L41 44L42 42H44V40H42L43 38L41 39V37H40L41 34H39V35L37 36V37H38V38H37V37H36V34H38V33H40V32L35 33V31H36L38 28H41V27H43V26L47 27V29L49 30V28H51V27H50V26H51L50 23H51L52 25L54 24L53 21H56L57 23L60 22L61 25L63 24L62 21L65 23L66 20H64V19H61L62 21L60 20V18H63V17L60 15V13H59V19L56 20V18H58V17H57V16H58V15H57L58 12L56 13L55 11H56L57 9L60 10V8H57V6H59V5L63 6L64 4L67 6V4H66V2H64L65 0H56V2H55V0H53V1H52V0H51V1H50V0H37V1H36V0H30V1H31V2L29 3L30 5H31V3L34 2L32 5L35 6V5L37 4L36 6H38V7L40 6V7L42 8V10H43V8H44L45 6L48 7V8L46 7L47 9L44 8V9H46V11H44V12L47 13L46 20H47V19H50V21L48 20L50 23L47 21L48 25L46 26V25H45L46 21H44L45 23L43 24L42 20L39 21V20L36 19L38 16L40 17V15H38V14H37L38 16L35 17V19H30L31 17L34 18V16L36 15V14H34V13H36V12H34V9H33L32 7H31V8L33 9V13L30 11V7H29L30 5H28ZM48 1H49V2H48ZM62 1H63V2H62ZM66 1H69V4H71V2H73L71 5L68 4V5H69L68 7H70V6L72 7V6H73V7L75 8V7L77 6L76 9H78V7H79V8H80L79 10H81V7L84 6V7H82V9H83L82 11H83V12H82V11H78V10H77V11H78V12H77V11L73 8V9H74V14H75V13H76V14L79 13L78 15H76V14L73 15V13L70 12L71 7H70V10L68 9V11H69V14H68V15H69V16H70V13H71V15H73L74 18H75V16H76V18H77L78 16H79V18H80V15L82 16V17H81V18H82L81 20L78 19V21H80V22H83L82 20H87V19L91 16V14H89V16H87L88 18L85 19V15L87 14L86 11H87V12L89 11L88 13H90V12L93 13V11H90V10H91V9H92V10H94V9L96 10V13H97V14L94 12V14H96V15H95L94 17H92V18L95 19V20H93L92 18H89V19H91L92 22L90 23V21L87 20L86 22H84V23H86L87 25H88V22H89L90 25H91V24H92V25H93V24H97V25H98V23H100V21H99V20L97 21L96 16H98V15L100 14L101 11L105 14V16H106V15L108 16V11H109L110 9H113V8L115 9V10H114V9L112 10L113 13H115V12L117 11V14L115 13V15H116L118 18L123 19L122 21H124L125 23H126V21H127V20H126L127 16H126L125 14L128 13V12H129L128 14H130V12H132L134 15H136L135 17L132 16V15H130V16H131L130 19H133L132 17H134V18H135V21H137V20H140V21H141V17H140V16L145 17L147 14H148V16L151 15V17H152V16H155V17H156V14L159 13L161 7H163V9H162L161 12H163L164 9H166V10H164V12H166V11L168 10V12H166V13L163 12L164 14L167 15V17H169L168 19L172 20V19H173V16L175 15V16H174V19L172 20V22L174 21V22L176 23L175 26H177L178 24H179V25H182V24H184V23H185L186 26H188V25L192 22V20H193V16H195V15H193V13H191V11L188 10V8H187V7L189 6V4H191L192 0H188L187 2L184 1V0H169V1H168V0H139V1H137V0H122V1H121V0H112V1H111V0H110V1H109V0H102V1H100V0H96V1H95V0H84V3L87 2L86 5H87V4H88V5H87V6H86V5H82L81 7H80V5L78 6V5L76 4V2H77V3L79 2V4H82V3H83L82 0H81L82 3H80L79 0H77V1H75V0H66ZM88 1H90L91 4H90V2H88ZM93 1H94V2H93ZM130 1H131V2H130ZM134 1H135L136 4L134 3ZM140 1H141V2H140ZM143 1H144V2H143ZM149 1H150V2H149ZM189 1H191V2H189ZM193 1H194V0H193ZM199 1H200V0H199ZM214 1H217V0H214ZM219 1L221 2L222 5H221L220 2H219V4H218L219 6L215 7V9L217 10L218 7H222V6L225 7V8L222 7L224 13L221 12L222 9H220V8L218 9V12L221 10V11L219 12V14H220L219 17H222V18H224V19H226V20H229V23H230L231 25H232V24H233V25L236 24V23H235L236 20H242V21H239V23H240V22L243 23L242 26H244V29H245V26L247 27V28L245 29V31H246L247 33H245V31H243V27L240 26L242 23H241V24L238 23V25L235 26V27H234V26H231L232 28H230V25H228L227 28L224 27V28L226 29V30H225V29L223 28V26H226V25L228 24V23H226V22H228V21L224 20L225 22H224V24H223V21L221 20V18L219 19V17H218L219 14L216 13L217 11H214L213 9H211V10H213V11H211V12L214 13V15H213L211 12H209V11H210V10H209L210 8L205 9L204 11H205L206 14L209 16L208 20L210 19V17H211V18H212V17L214 18V17L216 16L215 19L212 18L213 20L211 19L210 21L213 22V24L216 23L215 25H216V28H217V29L220 28L221 25L219 26V25L217 24L219 21H217L216 18H218L220 21H222V22H220V23L223 25V26H221V27H222L221 29L225 30V33L228 32V34L230 35V36H228V37H232V36L234 35V37H235L236 39L239 40V41L237 40L238 42L235 41V42H237V44H238L240 41H244V40H243V37H244L243 35H244V34H242V36H243L242 39L239 38V37H241V33H242V32L245 33V34H247V35H248V34H249V35L251 34L250 36L248 35V36L250 37L249 39H248V36L246 35V38H247L248 40L246 39L247 41L245 40L246 42H245V43L243 42V43H244V46H245V44L251 39V36H252L254 39H256L257 41H258V39H259V40H262V42L264 41V40H263V39H264V0H219ZM22 2H23V3H22ZM39 2H40V3H39ZM58 2H59V3H58ZM60 2H62L63 5H62V3H60ZM95 2H96V3H95ZM139 2H140L142 5H141ZM146 2H147V3H146ZM164 2H165V3H164ZM185 2H186V3H185ZM226 2H229L230 4H229V3H226ZM231 2H232V3H231ZM18 3H19V5H18ZM26 3H27V5H28L27 7L25 6ZM48 3H49V5H48ZM51 3H52V4H51ZM56 3H57V4H56ZM105 3H106V5H107L108 3H109L110 5L108 4V5L106 6V5H104ZM121 3H122V4H121ZM123 3H124V4H123ZM128 3H130V4H128ZM131 3L133 4L132 7H133L134 4H135L134 7H137V9L140 8V7H141L140 9H142V8L144 7V8H143V10L145 9L144 12L147 11L148 13L145 12V13H146V15H145V13L143 12V10L141 11V10H139V9L137 10V11H138L137 13H134V11L136 12V10H135L136 8H134V7L132 8V7H130ZM154 3H155V4H154ZM167 3H169V5L171 6V8H170V6H169ZM181 3H182V4H181ZM184 3H185V4H184ZM1 4H2V5H1ZM3 4H4V5H3ZM5 4H6V5H5ZM75 4H76V6H74ZM112 4H114V5H112ZM138 4H139L140 7H138ZM145 4H146V5H145ZM148 4H149V5H148ZM162 4H163V6H162ZM166 4H167L168 6H167ZM178 4H179V5H178ZM223 4H225V5H223ZM13 5H14V6H13ZM16 5H17V6H16ZM52 5H53V6H52ZM128 5H129V6H128ZM154 5H155V6H154ZM158 5H161V7L159 8ZM180 5H182V6H180ZM15 6H16V7H15ZM23 6H24V7H23ZM36 6H35V7H36ZM42 6H43V7H42ZM89 6H90L91 8H90ZM92 6H93V7H92ZM95 6H96V8H95ZM108 6H112V7L107 8ZM119 6H120L121 9L119 8ZM142 6H143V7H142ZM152 6H153V7H152ZM156 6H157V7H156ZM179 6H180V7H179ZM183 6H185V7H184L185 10L183 9ZM8 7H9V8H8ZM22 7H23V8H22ZM35 7H34V8H35ZM38 7H37V8H38ZM59 7H60V6H59ZM63 7H64L65 9H67L65 6H63ZM85 7H87V10L84 9ZM124 7H127V9L130 7V8H132L134 11H132L130 8H129V9H130L131 11H130V10H126V8L124 9ZM145 7H147L148 9L145 8ZM151 7H152V8H151ZM154 7H155V8H154ZM175 7H176V9H175ZM177 7H178V8H177ZM229 7H230V8H229ZM11 8H12V9H11ZM24 8H25V9H24ZM26 8H27V9H26ZM52 8H53V10H52ZM64 8H63V9H64ZM97 8L100 10V12H98L99 10H97ZM102 8H103L104 11H105L106 8H107V11L104 12V11L102 10ZM117 8H119V9H117ZM153 8H154V9H153ZM227 8H229V10H228ZM240 8H241V9H240ZM9 9H10V10H9ZM13 9H15V11H13ZM32 9H31V10H32ZM38 9L40 10V8H38ZM48 9H50V11H48ZM54 9H55V10H54ZM122 9L126 10V12L123 11ZM146 9H147V10H146ZM152 9H153V10H152ZM181 9H182V10H181ZM224 9H225V10H224ZM27 10H29V11H27ZM35 10H36V9H35ZM39 10H37V11H38L37 13L42 12V13H39V14H41V17H42V14H44V13H43L42 10H40V11H39ZM51 10H52V11H51ZM59 10H57V11H59ZM95 10H94V11H95ZM148 10H149V11H148ZM179 10H180V11H179ZM186 10H187L188 12H187ZM240 10H241V11H240ZM47 11H48V12H47ZM110 11H111V10H110ZM127 11H128V12H127ZM139 11H140V14H141V12H143V15H142V14L140 15V14H139ZM181 11H182V12H181ZM235 11H236V12H235ZM18 12H19V13H18ZM27 12H28V13H27ZM29 12H30V14H29ZM54 12H55V13H54ZM120 12H121V13H120ZM123 12H124L125 14H123ZM156 12H157V13H156ZM176 12H177V13H176ZM198 12H200L201 14H199ZM228 12L230 13V15L228 14ZM48 13H49V14H48ZM81 13H82V14H81ZM98 13H99V14H98ZM109 13H110V12H109ZM132 13H131V14H132ZM153 13H154V14H153ZM167 13H168V14H167ZM172 13H174V14H172ZM175 13H176V14H175ZM186 13H187V14H186ZM189 13L192 15V17H190V18L187 17V16H190ZM197 13H198V15H197L196 17H198L199 15H201L202 17L207 18V17H206L207 15H203L204 12H203L202 10H201V11H197L195 14H197ZM202 13H203V14H202ZM231 13H232L233 15H232ZM11 14H12V15H11ZM23 14H24V15H23ZM32 14H33V15H32ZM54 14H56V15H54ZM94 14H93V15H94ZM104 14H101V15H103V17H102L101 15H100V17L98 16V19H100V18L102 17L100 20H103V18L105 17ZM128 14H127V15H128ZM138 14L140 15L138 18H140V19L137 18V15H138ZM152 14H153V15H152ZM177 14H178V16H177ZM216 14H217V15H216ZM222 14H223V15H222ZM245 14H246V15H245ZM5 15H6V16H5ZM29 15H30V16H29ZM118 15H119V16H118ZM120 15L122 16V18H121ZM124 15H125V16H124ZM157 15H158V14H157ZM166 15H162V13H161V16H160V15L157 16V18L159 17L160 19H159V18L156 19V18H153V17H152V19H151L150 17H149L150 19H147V16H146L145 19H146L147 22H148L147 25H150L149 23L152 22V21L150 22V20H154L157 24H158V23H161V24L163 23L162 25H164V29H165V26H168V24H169L168 22H170L169 20H168V22H167V21H166L167 19H164V20H163V18L166 17ZM169 15H170L172 18H171ZM182 15H183V16H182ZM226 15H227V16H226ZM240 15H241V16H240ZM1 16H2V17H1ZM7 16H8V18H6ZM9 16H10V19H9ZM21 16H22V18H21ZM45 16H46V15H45ZM45 16L43 15V17H45ZM51 16H52V18H51ZM130 16H128V19H129ZM163 16H164V17H163ZM223 16H225L226 18L223 17ZM17 17H18V18H17ZM28 17H29V18H28ZM39 17H38V19H39ZM41 17H40V19H41ZM53 17H56V18H54V20H53ZM65 17L67 18L68 16L66 15ZM73 17H72V19L74 20ZM162 17H163V18H162ZM167 17H166V18H167ZM176 17H178V18L181 17L182 20H177V21H175L176 19H178V18H176ZM183 17L185 18V22L183 21V20H184ZM186 17H187V18H186ZM196 17H195V18H196ZM227 17H228V19H227ZM5 18H6V19H5ZM13 18H14V20H13ZM69 18H71V17H69ZM106 18H107V17H106ZM106 18H104V19H106ZM181 18H179V19H181ZM191 18H192V20H191L190 22H188V21H189L188 19H191ZM229 18H230V19H229ZM235 18H236V19H235ZM29 19H30V20H29ZM43 19H45V18H43ZM51 19H52V20H51ZM67 19H68V18H67ZM72 19H71V20L69 19V22H71ZM124 19H125V20H124ZM143 19H144V18H143ZM143 19H142V21L145 20V19H144V20H143ZM155 19H156V20H155ZM35 20H36V23H37V24L40 22V23L38 24V25H40V27L37 26V24H36L35 26H37V28L34 27L33 25H32L33 27L30 28L31 24H30L29 21H34V22H35ZM146 20H145V21H146ZM157 20H158V22H157ZM214 20H216L217 22L214 23ZM1 21H0V22H1ZM12 21H14V22H12ZM17 21H18V22H17ZM37 21H38V22H37ZM51 21H52V22H51ZM78 21H77V24L80 23V22H78ZM95 21H97L98 23L95 22ZM161 21H162V22H161ZM230 21H231V22L234 21V22L231 23ZM9 22H10V23H9ZM15 22H16V23H15ZM28 22H29V25H28ZM41 22H42V23H41ZM74 22H76V21H74ZM74 22H73V23H74ZM172 22H171V24H169V25H171L170 27H173L174 24H175L174 22H173L174 24H173ZM180 22H181V23H180ZM183 22H184V23H183ZM237 22H238V21H237ZM31 23H33V22H31ZM47 23H46V24H47ZM57 23H55V24L53 25V27H55V25H56ZM67 23H68V22H67ZM67 23H65L66 25L63 24V25L65 26L64 29H65V28L67 29V31H66L67 33H68V29H69V33H68V35L71 36V38H72V40H73V41H71V43L73 42V45H75V44H74L75 42H76L77 45H78V40H79L78 37H79L80 39H82V41L85 40L86 38H88L87 35L84 34V33H87V29H88V27H87V28L85 27L86 24H82V23H81L80 25H81L82 30H78V32H72V33L70 34V28H69V26H67V25H69V24H67ZM102 23H104V21H102ZM152 23H154V22H152ZM152 23H151V24H152ZM165 23H166V24L168 23V24L165 25ZM177 23H178V24H177ZM20 24H21V25H20ZM33 24H34V23H33ZM41 24H43V25H41ZM126 24H127V23H126ZM144 24H145V22H144ZM187 24H188V25H187ZM225 24H226V25H225ZM14 25H15V26H14ZM63 25H62V28H63ZM74 25H76V23H74ZM82 25H84V26H82ZM90 25H88V26H90ZM92 25H91L90 27H92ZM97 25H96V26H97ZM217 25H218V26H217ZM1 26H3L4 29H3V27H1ZM18 26H20V27H18ZM24 26H25V27H24ZM48 26H49V28H48ZM57 26H59V27L61 28V26L59 25V23L57 24ZM66 26H67V27H66ZM76 26H78V25H76ZM141 26H142V25H141ZM144 26H145V25H143L142 28L139 27V28L137 29V32L139 31V33H140L141 35H142V33L144 34V29H145ZM175 26H174V27H175ZM238 26H239V28H238ZM250 26H251V27H250ZM9 27H10V29H9ZM28 27H29L32 31H33L32 28H35V29H36L35 31H33V32L35 33V35H33L34 33H33ZM45 27H44L43 29H45ZM110 27H111V26H110ZM110 27H109V28H110ZM236 27L238 28V29H235V30H237V31H234V30L232 31V30H230V33H229V30L227 31V29H234V28H236ZM12 28H13V29H12ZM15 28H16V29H15ZM55 28H56V27H55ZM55 28H53V29L56 30L58 27H57L56 29H55ZM62 28H61V29H62ZM76 28L79 29L80 27H76ZM84 28H85L86 30H85ZM111 28H112V30H114V31H112ZM111 28L109 29V35H111L110 33H113V32H115V33L117 34V32H116V29H117V28H116V29H115V28L113 29V27H111ZM64 29H63V30H60V29L58 28V29H57V30H58L57 33H55V32H54V33H55L56 35H58L59 32H61V31L64 32ZM66 29H65V30H66ZM166 29H168V27H166ZM221 29H218V30H219V31H223V30H221ZM240 29H242V30H241V32H240V34H239V33H238V32H239L238 30H240ZM2 30H0V31H2ZM51 30H52V29H51ZM83 30H85V31H84L83 33H81ZM110 30H111L112 32H111ZM250 30H251V31H250ZM257 30H258V31H257ZM38 31H40V30L38 29ZM231 31H232V34H233L232 36H231ZM36 32H37V31H36ZM62 32H61V34H62ZM66 32H64V33L62 34V36H61V34H60L59 36H61V37H64V36H65V38L67 37V38L69 39V41H70L71 38H70L67 34H65ZM137 32H136V33H137ZM223 32H224V31H223ZM233 32H237L239 35L237 36V34H235V33H233ZM115 33H113V34H115ZM24 34H26V35H24ZM64 34H65V35H64ZM73 34H74V35H73ZM77 34H78V37H74V36H76ZM116 34H115V35H116ZM184 34H185V35H184ZM63 35H64V36H63ZM66 35H67V36H66ZM115 35H114V36H115ZM141 35L138 34V37H140V41H141ZM186 35H188V34L183 32V39H184V36L186 37ZM72 36H73V37H72ZM81 36H82V37H81ZM85 36H86V37H85ZM188 36H189V38H190V37H192L193 35H192V34H189ZM196 36H197V35H196ZM196 36L194 35V37L197 39L198 36H197V37H196ZM257 36H258V37H257ZM29 37H34L35 39H33V38H29ZM109 37H110V36H109ZM128 37H129V36H128ZM128 37H127V38H128ZM130 37H131V36H130ZM132 37H134V35H133ZM132 37H131V38H132ZM194 37L190 38V39H192V41H191L188 37L185 38L184 41H187V40H188V41H191V42L194 44V42L197 41ZM226 37H227V36H226ZM26 38H28V39L26 40ZM75 38H76V39H75ZM105 38L109 39L108 37H105ZM127 38H125V39H126V40L131 39V38H128V39H127ZM143 38L145 39V35H144ZM143 38H142V39H143ZM232 38H233V37H232ZM232 38H230V39H232ZM260 38H262V39H260ZM0 39H1V38H0ZM29 39H31V41H30ZM40 39H41V41H39ZM125 39H124V40H125ZM186 39H187V40H186ZM193 39H195V41H194ZM226 39L228 40V38H226ZM244 39H245V38H244ZM28 40H29V42H30L29 44H28ZM32 40H33V41H32ZM124 40H123V41H124ZM232 40H233V39H232ZM232 40H229V43H230V41H231V44H232V43H234V44H232L233 46H232V45H230V46L233 47V48L235 47V49H234L235 51H236V49H237V51H239L240 46H239V45H236V43L233 42ZM234 40H235V39H234ZM251 40H253V39H251ZM251 40H250L248 43L252 42ZM256 40H255V41H256ZM37 41H38V42H37ZM132 41H133V38H132ZM143 41H144V40H143ZM193 41H194V42H193ZM36 42H37V43H36ZM40 42H41V43H40ZM124 42H125V43H128V45L125 44V43H121V42H119L120 45H119V43H117L118 45L115 44V46H122V47H121L122 49H119V50H121V52H124V54L127 53L126 50H128L127 56L129 57V59L131 58V59L133 60V57H134V59H135V57H136V59L134 60V62H136V60H138V61L140 60L139 63H138V66H137V63H136V65L133 64V66L137 67V68L134 67V68H135V72H137V73H134L133 66H132V68H131V71H132L131 73H133V74H130V75H132V76L134 75V76H133L134 78L132 77L133 79H135V78H136V79H138V78L140 79V76H142L141 78H146L145 76H147L148 74H149V76H147L148 79H150L151 77L153 78L154 76H156V78H157L158 76H159L158 78L161 77V75L159 74V72H160V71L163 72V71H162L163 69L161 68L162 70L160 69L159 72H158V68H157V71H156V69H155V71L158 72V74H155V72H154V68H155V66L153 65V63H152V64L150 63V64L153 66V69L150 68V70H152L153 73L149 70V67H150L149 65H148V68H146V66H145V68L148 69L149 71H148V70L145 71L144 66H143L144 69L141 68V69H143L142 71H143V72H147V74H146V73H143V72H142L143 74L139 73V72H141V69H140V71H138V70H139L138 67H141V66H139V64H140V65H143V64H146V65H147L149 62H151L150 59H147V54H148V53H147V54H146V53H143V51L146 50V49H148V48H146V46H145V49H144V47H143V48L140 50V51H141V52H140V51L138 50V49H140V48H139L140 46H138L137 49H135L137 52H135V50L132 49V51L134 50L133 53H132L130 47L135 48L137 45L134 46L135 43L133 42V43H134V44H133L131 41H129V42L132 43V44H130L131 46H129V42H127V41H124ZM253 42H254V41H253ZM253 42H252V43H253ZM259 42H260V41H259ZM259 42L253 43L255 47H253L252 43H250V44L252 45V47L254 48L255 51H256L255 48H257L256 46H258V48H259L260 50H259V49H257V50H258L260 53H259L258 51H257V52L259 53L258 55L260 56V55L263 54L261 51L264 52V49H263V48H264V47H263L264 45H262V44H264V42H263V43L260 42V44L262 43L261 45H259ZM4 43H5V42H4ZM4 43H3V44H4ZM33 43H34V44H33ZM187 43H188V42H187ZM229 43H228V44H229ZM248 43L246 44V46H248V47H247L248 50H246V51L243 52V50L247 49L246 47H244V49L242 48L243 50H240V51H242V52L239 51V52H240L239 54H237V53H238L237 51L235 52V51L232 49V51H234V52L236 53V55L238 56L237 58L240 59V62H241L242 60H243V61H247V60H248V59L246 58V56H248V55H246V56L244 57V54L247 53L249 50L252 49V48H251V45L248 44ZM6 44H8V43H6ZM6 44H4V45L6 46V50H7V53L9 54V56H10V53H11V54H14L13 51H12L13 53L10 51L11 45L9 46V45H6ZM35 44L37 45V47L34 46ZM38 44H39V45H38ZM40 44H41L43 47H42ZM84 44H86V43H84ZM123 44H124L125 46H124ZM193 44H192V45H193ZM255 44H256V45H255ZM77 45H75V46H76L75 48L78 49V46H79V45H78V46H77ZM148 45H149V44H148ZM187 45H189V44H187ZM190 45H191V43H190ZM234 45L239 46V48L236 47V46H234ZM7 46H8V47H7ZM87 46H90V48H91V45H89L88 43H87ZM123 46H124V47H123ZM126 46H127V47H126ZM142 46H144V45H142ZM259 46H261V47H259ZM44 47H46V48H44ZM147 47H149V49H150V48H151V45H150V46H147ZM8 48H9V50H8ZM40 48H41L42 50H41ZM43 48H44L45 50H44ZM118 48H120V47H117L116 49H118ZM39 49H40V50H39ZM91 49H93V48H91ZM129 49H130V50H129ZM261 49H263V50H261ZM11 50H13V49L11 48ZM119 50H118V51H119ZM252 50H253V49H252ZM252 50H251V51H252ZM254 50H253V51H254ZM44 51H45V52H44ZM91 51H93V50H91ZM94 51H95V50H94ZM118 51H117V52H118ZM251 51H250V52H251ZM255 51H254V52H255ZM119 52H120V51H119ZM119 52H118V53H119ZM121 52H120V53H121ZM138 52H139L142 56H140ZM144 52H148V51H144ZM32 53H33V52H32ZM54 53H55V54H54ZM136 53H138V56H136V55H137ZM243 53H244V54H243ZM35 54H37V53L35 52L34 55H33V54H30V55L34 57ZM51 54H52V55L54 54V55L52 56ZM92 54H93V55H92ZM94 54H95V55H94ZM129 54H130V55H129ZM144 54H145V55H144ZM232 54H233V53H232ZM247 54H248V53H247ZM234 55H235V54H234ZM236 55H235V56H236ZM242 55H243V56H242ZM28 56H29V55H28ZM31 56H29L28 59H29ZM48 56L50 57L49 60H48ZM51 56H52V57H51ZM57 56H58V58L61 57V58H59L60 61L58 60V58H57V60H55ZM97 56H98V55H97ZM130 56H133V57H130ZM139 56H140V57H139ZM235 56H234V59H235ZM262 56H263V57H261V56H260V57L263 59V58H264V54H263ZM26 57H27V56H26ZM33 57H31V58L29 59V61H28V59H26L27 62H28V64H30V62L35 63L34 61H35L38 57L35 56V58H36L35 60L33 59ZM54 57H55V59H54ZM95 57H96V58H95ZM137 57H139V59H137ZM141 57H143V60L146 59L148 62H147L146 60H144V61H146L147 63H145V62L142 63L143 60L141 59ZM67 58H69L70 60H67ZM75 58H77L76 61H77V64H78V65L76 64L75 66H78V67H79V64L83 62V63H84V68H83V63H82V67H81V66L79 67V68H83V69H78V67H77V69L75 70L76 67L73 65V62L75 61ZM86 58H87V60H86ZM102 58H103L104 60H103ZM242 58H243V59H242ZM261 58H260V59H261ZM31 59L34 60V61H30ZM53 59H54V61H53ZM65 59H66V62H65ZM88 59H89L90 62L88 61ZM234 59H233V61H234ZM238 59H235V60H238ZM241 59H242V60H241ZM245 59H247V60H245ZM262 59H261V62H260V60H257V61L260 62V63H262V62H263ZM0 60H1V59H0ZM62 60H63L64 62H63ZM102 60H103V61H102ZM149 60H150V61H149ZM263 60H264V59H263ZM1 61H3V59H2ZM138 61H137V62H138ZM243 61H242L241 63H243ZM57 62H58V63L60 62V63H59V66L57 65V64H58ZM87 62H89V63H87ZM131 62H132V61H131ZM235 62L238 63L237 61H235ZM248 62L251 63L252 61H248ZM255 62H256V61H255ZM50 63H51L52 65H51ZM55 63H56V64H55ZM71 63H72V64H71ZM75 63H76V62H75ZM85 63H86V64H85ZM90 63H91L92 65H91ZM93 63H94V64H93ZM115 63H116V61H115ZM141 63H142V64H141ZM46 64H47V65H46ZM50 65H51V66H50ZM87 65H88V66H87ZM90 65H91V66H90ZM97 65H98L99 68L97 67ZM108 65H109V66H108ZM262 65H263V64H262ZM262 65L260 66L261 68H259V65H258V67H256V64L254 65V63L252 62V66H254V67L249 66V68H250V67L253 68L252 72H254V71H255V72H260V70H257L256 68L263 70ZM44 66L42 67V72H43V73L45 72V70L43 69ZM57 66H58V67H57ZM85 66H87L86 68H87L88 70L90 69V67H95V69H94V68H93V69H94V71L96 72V74H97L98 72H100V71L102 72V71H104V70H107V69H102V68H104L105 66H106V68L109 67V69L113 68V69H111V70H114V67H115V66H119V67H121V68H119V67H115V68L117 69V71H118V68H119V73H120L119 75H121V77H120L119 75H117L118 72H116V71H115L116 74L110 73L111 70L109 71V73H108V71L105 72L106 74H105L104 72H102V73L100 72V73H98L99 75L97 74V76H96V74L94 73V71H91V70H93V69H90V70H89L90 72L87 71V69H86L87 73L89 74L88 76H86L87 73L85 74V70H84V69H85ZM101 66H102V68H101ZM110 66H114V67H110ZM56 67H57V68H56ZM18 68H19V66H18ZM33 68L35 69V66H33V67H26V68H25V70H26L27 72H25V73L22 72V75L24 76V74H25L26 77L23 78V77H21L20 75L18 76V77H21V78H23L24 80H26L25 83L27 82L26 84H28V85H26V84L24 83L25 86H23V84H21L23 87H29V86H31L30 84H32L31 87H33V85H36V86L33 87V88H36L37 86L40 85V83H39L40 81H38V80H41L42 77H44V78L46 77V78H47V76H46L45 74H44L45 76L41 74V75H42V77H41V75L39 76L40 73L38 74L37 72H35V71H37V69H38L37 67H36V70H35V71L33 70ZM122 68H123V70H121V72H120V69H122ZM206 68H207V67H205V69H206ZM214 68H215V70H217L216 67H214ZM214 68H213V69H214ZM245 68H246V67H245ZM245 68H244V69H245ZM249 68H248V69H249ZM251 68H250V69H251ZM12 69H13L14 71H16L15 68H12ZM28 69H32V71H31V70L28 71ZM54 69H55V70H54ZM97 69H100V71L97 70ZM116 69H115V70H116ZM213 69H212V70H213ZM248 69H247V70H248ZM43 70H44V71H43ZM50 70H51V72H50ZM78 70H79V71H78ZM81 70H82V71L84 70V72H82ZM124 70H125V71H124ZM127 70H129V69H127ZM206 70H208V69H206ZM212 70H211V68H210L208 72H207V71H205V72L210 73V72H214V71H215V70H214V71H212ZM48 71H49V72H48ZM77 71H78V72H77ZM97 71H98V72H97ZM245 71H246V69H245ZM248 71H249V70H248ZM248 71H246L245 73L248 74V75L250 74L251 77H249V76L247 77V75H245V76H246L248 79H250V78L253 77V74H254V73L250 72L251 70H250L249 72H248ZM263 71H264V70H263ZM31 72H32V73H31ZM33 72H34V73H33ZM111 72H113V71H111ZM149 72H150V73H149ZM164 72L167 73L168 70H167V72H166V70H165ZM164 72H163L164 76H163V74H162V77H166V80H172V79L174 80V76H175V75L171 74L170 71H169L170 74H169V72H168L167 74H165ZM247 72H248V73H247ZM0 73H1V76H2V72H0ZM18 73H19V72H18ZM28 73H29V74H28ZM35 73L38 74L37 76H39V77H37ZM53 73H52V75H53ZM90 73H92V74H90ZM103 73H104V74H103ZM107 73L111 76V78H109V77L107 76ZM121 73H126V74L123 75V74H121ZM151 73H152L154 76H153ZM245 73H244V74H245ZM251 73H252V74H251ZM260 73H261V72H260ZM260 73H259V74H260ZM262 73H263V72H262ZM19 74H20V73H19ZM30 74H32V75H30ZM33 74L35 75V78H36V77H37V78H36V79H33V77H32V78H30L32 82H31V81L28 82L30 79H27V78H29V76H30V77L33 76ZM83 74H85V75H83ZM100 74H101V75H100ZM138 74H140V75L138 76ZM4 75H5V76H4ZM6 75H8V74L3 73V79H4V80H5V77H7ZM52 75H51V76H52ZM61 75H64V74L62 73V70H61ZM90 75L92 76V79H93V80L90 78ZM102 75H103V76H102ZM122 75H123V76H122ZM130 75H129V77H131ZM135 75H136V77H135ZM150 75H151V76H150ZM165 75H167V76H165ZM179 75H180L182 78H181ZM208 75H209V74H208ZM255 75H257V73H255ZM263 75H264V74H263ZM13 76H14V75H13ZM27 76H28V77H27ZM118 76H119V78H118ZM127 76H126L125 78H128ZM137 76H138V77H137ZM169 76H170V77H169ZM171 76H173V78H172ZM176 76H177V77H176ZM176 76H175L176 79H177V80L175 79L176 81H178V80H182V79L185 78V76H183V75H181V74H178V75H176ZM210 76H211V75H210ZM236 76H237V78L239 77L238 75H236ZM243 76H244V75H243ZM9 77H10V75L7 77V79H8ZM14 77H17V75H15ZM85 77H86V78H85ZM168 77H169L170 79H168ZM212 77H213V76H212ZM254 77H255L256 79H258L259 81L264 80V79H263L264 77H262V74H261V76L257 75V77H256V76H254ZM258 77H262L261 80H260ZM38 78H39V79H38ZM59 78H60V79H59ZM89 78H90V79H89ZM125 78H123L122 80H126ZM171 78H172V79H171ZM214 78H215V76H214ZM234 78H235V77H234ZM240 78H241V79H245V78L242 77L241 75H240L239 79H240ZM247 78H246V79H247ZM255 78H253V79H255ZM7 79H6V82H8ZM68 79H69V77H68ZM83 79H82V80H83ZM130 79H131V78H130ZM185 79H186V78H185ZM215 79H218V78H215ZM256 79H255V80H256ZM8 80H9V79H8ZM27 80H28V81H27ZM33 80H34V81H35V80L38 81V84H39V85L37 84V82H35L36 84L33 83ZM51 80H52V79H51ZM90 80H92V81H90ZM173 80H172V81H173ZM175 80H174V82L176 83ZM258 80H257V81H258ZM0 81H1V84H2V82H3V85L6 84V83H4V81L2 80L1 77H0ZM64 81H65V82H64ZM51 82H52V81H51ZM29 83H30V84H29ZM59 83H60V82H59ZM65 85H66V84H65ZM242 85H243V84L241 83L240 86H242ZM244 85H245V83H244ZM7 86H8V90L6 89V91H5V89L2 88V85L0 86V87H1V88H0V96H1V97H0V105H1L2 102H3L4 105H3V104H2V105H3L6 109H7V108H9V109L11 108L10 110L8 109V110L10 111V113H11V114H10L8 110H6L5 108H3V106H0V108H2V111H1V114H2V115H3V112L5 111L4 116H3V119H4V120L6 119V120H5V127H6V125H7L8 128L10 127V129L14 130L15 127H16L18 124L16 125V123H15V124H13V123L16 122L17 120H18V123H19V121H22V119H23L22 117H24V116H26V115H28V116H30V117H27V116H26L25 118H27L28 120L30 119L29 121H31L32 124H34V125H37V124H38V122H35V120L37 121V116L40 118V119L38 118L39 121H42L40 116H42V119H44L43 117H45V115L47 116V114H45V115L43 116V114L46 113V112L42 113L43 110H41V112H40V111L37 112V111H36L37 108L35 109V107L31 108V109H30L31 111H30L29 108L27 107V110H26L27 112H26V111H23V113L25 112V113H24V116H23V113L21 112L22 110L18 109V107H17V105H15V103L13 104L12 102H10V100H9V96H11V95H9V94H11V93H10V90H11L10 88H12V87L10 86V88H9V85H7ZM22 86H21V87H22ZM39 87H40V86H39ZM39 87H37V88H39ZM242 87H244V86H242ZM245 87H246V86H245ZM37 88H36V89H37ZM106 89H107V88H106ZM3 90H4V91H3ZM2 92H3L4 94H3ZM6 92L9 93V94H8V97L6 96V95H7ZM72 92H76V93H73L72 96H73L74 98H76V97L78 98V95H79V94H78V93H79L78 88H76L75 91L73 90ZM77 92H78V93H77ZM247 93H248V92H247ZM251 93H252V92H251ZM261 93H264V91H262ZM2 94H3V95H2ZM19 94H20V93H19ZM231 94H232V93H231ZM249 94H250V93H249ZM76 95H77V96H76ZM261 95L263 96V94H261ZM122 96H123V95H122ZM5 98H6L7 100H6ZM10 98H12V96H11ZM166 99H167V98H166ZM166 99H165V101H161V102H162V103H163V102L165 103V102H166ZM4 101H5V102H4ZM8 101H9L11 104H9ZM11 101H12V99H11ZM119 101H120V103H121V101H122V102H123V103H122L123 105L126 104V106H127V104H128V108H127L126 106H123V105H122V106H123V109H124L125 107H126L127 109L130 108L128 111H131L132 108H134L133 110H136V111L138 112V109H141L139 106H136L137 104H135V105H134V104H131V106L134 105L135 107H130V106H129V103H126V102H128V101H126V98H125L124 96L122 97V99L120 98ZM124 102H125V104H124ZM130 102L133 103V100H130ZM161 102H160V103H161ZM135 103H136V102H135ZM160 103H159V104H160ZM162 103L160 104L161 106H160V105L158 106V107H161L160 109H158V113H159V114H164L165 112L168 111V107H167V106H169V105H168V103H169V99H168L167 102H166L167 104H166V103H165V104L163 103V104L165 105V106H163V107H162ZM6 104L8 105V107H7ZM137 107H139V108L137 109ZM263 107H264V106L262 105L261 108H263ZM65 108H66V107H62V110L64 109V111H62V112H64V114H68V113H70V111H67V113H66V112H65ZM126 108H125V110H127ZM12 109H13L17 114H16V113H13L14 111H13ZM33 109H34V111H32ZM162 109H163V110H162ZM166 109H167V110H166ZM263 109H264V108H263ZM0 110H1V109H0ZM18 110H19V111H18ZM37 110H38V109H37ZM66 110H67V109H66ZM133 110H132L131 112H128V113L130 114L129 119H132V120H129V119H128V122H127V123H128V125L131 124V123H133L132 121H133V118H134V119H135V124L137 125V122H138V125L135 126L134 123H133V124L129 125V127L131 126L130 128H132V126H133V127H134V126H135V127H139L141 124L144 123V121H146L145 118H144V117L146 116V114H144L143 111L141 112V110H139V111H140L141 113H143L144 116H142L143 114L140 115L139 112H138L139 114H136L137 112L135 113L136 116L138 115L137 118L140 117L141 124H140V122H139L138 120L136 121L137 118H135V115H134ZM28 111H29V112H28ZM20 112H21V113H20ZM32 112H33V113H32ZM160 112H164V113H160ZM19 113H20V115L18 116ZM34 113H35L37 116H36ZM263 113H264V110H263ZM8 114L10 115V117H11V119H12V121H10L11 123H10L9 121H7V120L9 119V115H8ZM25 114H26V115H25ZM33 114H34V115H33ZM40 114H41V115H40ZM165 114H166V113H165ZM6 115H8V117H7ZM32 115L35 117L34 120H33V119L31 120V118H33ZM14 116H15L16 118H14ZM20 116H21V117H20ZM132 116H133V117H132ZM141 116H142V117H141ZM231 116H232V115H231ZM5 117H7V118H5ZM12 117H13V118H12ZM18 118H19V119H18ZM21 118H22V119H21ZM107 118H108V117H107ZM14 119H15V120H14ZM45 119H47V120H43V121H48V117H46ZM149 119H150V118H149ZM49 120H50V119H49ZM52 120H53V118H52ZM107 120H109V118H108ZM6 121H7V122H6ZM129 121H130V122H129ZM150 121H152V120L150 119ZM8 122H9V123H8ZM33 122H35V123H33ZM48 122H49V121H48ZM206 122H207V121H206ZM36 123H37V124H36ZM50 123H53V121L51 122V120H50ZM99 123H100V122H98V123L96 124V122H94V123H93L94 125L92 124L94 130H95V128L97 129L98 126L101 127V124H99ZM9 124H12L13 126L16 125V126L13 127L12 125L10 126ZM95 124H96V125H95ZM207 124H211V123L208 122ZM97 125H98V126H97ZM211 126H212V124H211ZM7 127H6V128H7ZM12 127H13V128H12ZM94 127H95V128H94ZM100 127H98L99 130H100ZM164 127H165V126H163L162 129H164ZM6 128H5V130H6ZM8 128H7V130H10V129H8ZM119 128H120V129H119ZM119 128H118V126H117V130H118L117 135L119 134V135H118L119 137L117 136V141H118V143H121V144H119V146H120V150H119V151H116L115 153H116V155L118 154V155H120V156L122 155V157H124L125 153H126V155H127V152H126V151L130 152V151L132 150L131 148L133 147L132 144H130L132 147L129 145V143H130L129 141L131 140V138H129V137H131V134H130V133H131V129H129L128 127H123V128H122L121 126H119ZM124 128H125V129L127 128V129H129L130 131H129V130L125 131ZM142 128H143V127H142ZM61 129H63V128H58V130H57V133H59L58 136H59V137H61V136H62V137H63V136H66L65 134H62V133H65V130H62V131H61ZM91 129H92V127H91ZM122 129H124V130H122ZM162 129H161V127H159V129H155V130H157V131H155L154 129L151 130V131H148V130H145V131H144V135H145V136H144V139H143V142H142V146L140 145V146H141L140 150L142 149V152H144V149H145V148L147 149V148L152 147V145L150 144V142L153 141V144H154V140H152V139L155 138L154 136H155V134L158 132V130H161V131H162ZM12 130H10V132H11ZM16 130H17V129H16ZM120 130H121L122 133H123V131H125V133L122 134L121 132H119ZM164 130H165L166 133H167L166 135H169V134H168V130H167V128L164 129ZM164 130H163V131H164ZM14 131H15V130H14ZM14 131H13V132H14ZM60 131H61V133H60ZM63 131H64V132H63ZM91 131H93V130H90V132H91ZM146 131H147V132H146ZM161 131H160V132H161ZM248 131H249V130H248ZM248 131H246V132H248ZM7 132H8V131H7ZM10 132H8V133H10ZM90 132H88V133H90ZM128 132H129V133H128ZM148 132H150V134H149ZM153 132H154V135H151V133L153 134ZM155 132H156V133H155ZM160 132H158L156 135L159 136V135L162 133V132H161V133H160ZM88 133L86 132V136H87V137H90L91 134H88ZM126 133H128V134H126ZM145 133H146V134H145ZM164 133H165V132H163V134H164ZM248 133H251V132H248ZM120 134H122V135H120ZM125 134H126L127 136H125ZM89 135H90V136H89ZM123 135H124V137H123ZM148 135H149V136L151 135L153 138H148V137H149ZM43 136H45V135L43 134V132H41V134H40V138H39V139H40V140H41V139L44 140L45 137H43ZM120 136L123 137V138H121ZM151 136H150V137H151ZM160 136H162V134H161ZM164 136H165V135H164ZM15 137H16V136H15ZM18 137L20 138L21 136H18ZM41 137H42V138H41ZM62 137H61V138H62ZM145 137H147L146 140H145ZM16 138H17V137H16ZM63 138H64V137H63ZM66 138H67V137H66ZM118 138L121 139V141H120ZM128 138H129V141H128L129 143L125 142V143H124L125 145H124L122 142L127 141ZM147 139L150 140V141H148ZM122 140H123V141H122ZM144 140H145V141H148V142H145ZM2 141H3V144H4L5 141H4V140H0V142H2ZM34 142H35V141L33 140L32 143H34ZM71 142H72V141H71ZM131 142H132V141H131ZM170 142H171V143H170V145H171L173 141H170ZM36 143H37V142H35L34 144L36 145ZM126 143H127V144H126ZM151 143H152V142H151ZM168 143H169V142H168ZM174 143H176V142H174ZM174 143H173L174 147H172V145H171V147H170L169 144H168V145H169L170 148L175 149V151L178 152V153L180 154L181 151H182L183 149H182V150H179V148H177V147H180V149H181V146L183 145L182 141L179 142V143H181V144H179V143L174 144ZM71 144H73V142H72ZM148 144H149V145H148ZM177 144H178L179 146H178ZM0 145H1L0 147H2V149H3L4 147L2 146L1 143H0ZM5 145H7L6 142H5L4 146H5ZM126 145H128V146H126ZM176 145H177V146H176ZM180 145H181V146H180ZM7 146H9V148H10L11 146L13 147V145H11V144L9 145V143H8ZM7 146H6V148H7ZM99 146H100V144H97V145H96L97 148H98ZM129 146L131 147V148H130L131 150H130V149L127 150ZM101 147H102V148H106L105 146L103 147V145H101L98 149L100 150ZM144 147H145V148H144ZM9 148H7V149L9 150ZM102 148H101V150L103 151V153H104L105 155H104L101 151H99V153H102V154H103V156H102V154H101V156H100V154H98L99 161H100V163H101L105 168H108V167H109V163H111V161H109V163H108V160H106V159H110V158H108V155H109V154H107L106 152H109V150H107V149H109L110 147H108L107 149H102ZM126 148H127V149H126ZM152 148H153V147H152ZM4 149H5V148H4ZM4 149H3V150H4ZM123 149H124V150H123ZM125 149H126V150H125ZM146 149H145V151H146ZM176 149H178L180 152L177 151ZM8 150H5V153H6V151H8ZM10 150H12V149H10ZM10 150H9V151H10ZM121 150H122V151H121ZM147 150H148V149H147ZM151 150H152V149H151ZM154 150H155V149H154ZM9 151H8V153H7L8 155L10 154ZM13 151H14V149H13ZM120 151H121V152H120ZM152 151H153V150H152ZM152 151H151V152H152ZM122 152H125L124 155H123V154H120V153H122ZM13 153H14V152H13ZM7 154H6V156H7ZM11 154H12V152H11ZM118 155H117V156H118ZM126 155H125V156H126ZM9 156H10V155H9ZM49 157H50V158H49ZM49 157H48V158L51 160L52 157H55V158H56L57 156H51V155H49ZM60 157L63 159V160L61 159L62 162L65 161V160L68 161V159L63 158L62 156H60ZM104 157H105V158H104ZM109 157H110V156H109ZM102 158H104V160H103ZM181 158L184 159V160H186V158L184 157V155H181ZM52 159H54V158H52ZM57 159H59V158H57ZM102 160H103V162H102ZM123 160H125V159L123 158ZM46 161H47V160H46ZM52 161H54V160H52ZM55 161H57V160L55 159ZM104 161H105V163H104ZM106 161H107V162H106ZM10 162H11V161H9V163H10ZM47 162L50 163L49 161H47ZM68 162H69V163H68ZM68 162H67L68 165H71V164L74 165V164H75V161H72L74 164L71 162V160H69ZM70 162H71V164H70ZM12 163H13V162H11V164H12ZM67 163L64 162V164H63L64 167L66 166V168L68 167L67 165H65V164H67ZM103 163H104V164H103ZM105 164H106V165H105ZM209 164H210V163H209ZM48 165H49V164H48ZM198 165L200 166V164H198ZM210 165H212V163H211ZM210 165H209V166H210ZM11 166H14V165L12 164ZM52 166H54V165H51V164H50V167H52ZM209 166H208V167H209ZM213 166H214V165H213ZM213 166H212V167H213ZM50 167H49V168H50ZM54 167H55V166H54ZM54 167H52V168H53L52 171L55 170ZM197 167H198V166H197ZM197 167L195 166V168H196V170H197L196 172H198V173H199V172H201V173L203 172L202 174H205V173H206L207 175H209L210 177H209V176H208V177H209V179L211 178V179H210L211 183H212L213 185H215V186H216V184H217L216 187H218V185H219L220 183H219V181L216 179V178H218V177H216L217 175L215 174L216 172H215V169H214V168H211V169H213V170H211V169H210L211 166H210V167L208 168V170H207V168L204 169V171L207 170V171L204 172L203 169H202L201 171L198 170V169H200V168H202V167H199L198 169H197ZM12 168H13V167H12ZM15 168H16V167H14L13 169H14V171L17 169V170H16V172H17V171H18V168H16V169H15ZM66 168H65V169H66ZM69 168H70V172H67V170L69 171L68 168H67V170H66V175H67V176L69 175L68 177L66 176V178L71 177V174L73 173V169H72L71 167H69ZM0 169H1V168H0ZM39 169H40V171L42 170V172H43V169H44V168L42 169V167L40 168V166H39ZM46 169H47V168L45 167V170H44V171H47ZM71 169H72V170H71ZM1 170L4 172L3 169H1ZM50 170H51V169H50ZM50 170L48 169V171H47L46 173H48V172L51 173L52 171H50ZM210 170H211L212 172L214 171L215 173H214V172H213V173H214L216 176H214V174H213L212 172H210L211 174L208 173V171H210ZM56 171H58V170H56ZM56 171L53 172V173H56L58 176H57L56 174H52V173H51V174H52V175H51L50 173H48L47 176H45V177H47L48 179H50L51 177H54L53 179H55V181H56V178L60 176V174H58V172H56ZM3 172H2V174H4ZM71 172H72V173H71ZM28 173H29V175H28ZM120 173H121V172H120ZM0 174H1V173H0ZM30 174H31L30 171L26 172V175H23V176H24V177H23V180L25 181V179H26L25 177L28 178V177L30 176ZM122 174H123V177H125V176H124L125 173H124L123 171H122L121 175H122ZM206 174H205V175H206ZM45 175H46V174H45ZM48 175H49V176H48ZM50 175H51V176H50ZM55 176H56V178H55ZM211 176H212V177H211ZM213 176H214V179H213ZM215 177H216V178H215ZM2 178H3V177H2ZM24 178H25V179H24ZM51 179H52V178H51ZM51 179H50V180H51ZM53 179H52L51 181H53ZM58 179H59V178H58ZM1 180L3 181V179H1ZM1 180H0V183H1ZM26 180H27V179H26ZM213 180H214V182H213ZM215 180H217V181H215ZM108 181H109V180H108ZM164 181H165V179H163V183H164ZM166 181H168V178L166 179ZM3 182H4V181H3ZM26 182H27V181H26ZM28 182H30V180H28ZM133 182H134V181H133ZM133 182H132V187H134V188L136 187V188H135V189H136L135 191H137V189H139L140 184H138V181H137V180H135V182H134L135 184H133ZM216 182H217V183H216ZM252 182H254V180H252ZM5 183H6V184H7V183L9 184V182H6V180H5ZM3 184H4V183H3ZM3 184L1 183V185H0V194H1V196H2V193L4 192V189H1V188L4 187V186H2ZM6 184H5V186H6L7 188H9L10 186L8 187V186H7L8 184H7V185H6ZM42 184H43V182L40 183V185H42ZM109 184H110V185H109L110 187L113 186V185H112L113 183L111 184V181H109ZM136 184H137V186H136ZM157 184H161V183L158 182ZM9 185H10V184H9ZM58 185H60V184H58ZM134 185H135V186H134ZM161 185H162V184H161ZM42 186H43V185H42ZM42 186H41V187H42ZM154 186H156V185H154ZM158 186H159V185H157L156 188H158ZM256 186H257V185H256ZM6 187H5V189H7ZM58 187H61V186H58ZM58 187L55 188V192H54V193H56V192L59 193V192L61 191V188H59V189H60V191H59ZM152 187H153V186H152ZM152 187H149V189H147V191L150 190V188H151V190H152L151 192H154V194L151 193L150 191H148V192H144V191H145L144 189H143V192H144V193H147V194L150 193V194H151V195L149 194L150 197L152 196V194H153V195H156L155 193H156L157 191L155 192V190H158V189H155V187H153V189H155V190H153ZM228 187L231 188V189H229ZM228 187H227V188H224V189H225V190L228 189V191H229V190H234V189L236 188V186H234V187H233V186H228ZM62 188H63V187H62ZM112 188H113V190H114V187H112ZM134 188H133V189H134ZM140 188L142 189V186H141ZM161 188L163 189V186H161ZM232 188H233V189H232ZM254 188H255V187L250 188V189H253V190L249 191V193L251 192L250 194H251L252 196L255 195V197H256V196H259L258 194H260V192L257 193V192H258V189H257V190H256V194H257V195H256V194L254 193V191H255ZM256 188H259V191H261V189H260L259 186L256 187ZM39 189H40V188H39ZM56 189H58V190H56ZM164 189H165V188H164ZM164 189H163V190H164ZM250 189H249V190H250ZM2 190H3V192H2ZM160 190H161V189H160ZM163 190H162V191H163ZM39 191H43V189H40ZM138 191H139L140 193H142V190H138ZM228 191H227V192H228ZM158 192H159V191H158ZM158 192H157V197L159 196L158 199H157L155 196H154V197L152 196L151 198H152V199H155V198L157 199V200L155 199L156 201H154V200H153V201L155 202V204L158 202V203H157V204L159 205V206L157 205L158 208H159V209L162 208V209H161V212H163V214H165V215L167 214V216H166L167 218L171 217V218H169V220L171 219L170 222H171V221L173 222V221L175 220V221H174L175 223H174V222H173V223L171 222V223H172V226H174V227H172V228L178 227V226H177V223H178V225H180V223H179L178 221H180L181 219L176 218V215L173 216L174 214H170V213H171V212H169L170 209L168 208V206L165 205L166 203L162 204L163 201H164V202L166 201L165 193H163V192L160 191V192H159L160 194H159ZM223 192H224V190H223ZM233 192H234V191H233ZM162 193H163V194H162ZM252 193H253V194H252ZM16 194H17V192H16ZM16 194H14V197H16V199L18 200ZM23 194H24V193H23ZM38 194H39L38 199L41 200V202H43V204L41 203L40 206H42V205L45 204V206H44V208H42V210H43L44 212H46L48 209H50L48 204L52 201V198L50 199V197H49L47 194H46L45 196H42L43 194H45L44 192L41 193L42 195L40 194V192H39ZM142 194H143V193H142ZM225 194H226V193H225ZM230 194H232V196L234 197L237 193L235 194V193L230 192ZM234 194H235V195H234ZM3 195H4V193H3ZM21 195H22V194H21ZM21 195L19 194L18 197H20ZM25 195H27V193H26ZM1 196H0V199H2ZM47 196H48V197H47ZM161 196L164 197V199H162ZM236 196L238 197V195H236ZM252 196H250V197H252ZM2 197H3V196H2ZM88 197H89V196H88ZM237 197H236V198H237ZM255 197L253 196L254 199H256V198H257V200L259 199L258 197H256V198H255ZM21 198H22V197H21ZM71 198H72L71 196H67V195H65L64 198L62 197V199H64V200H62V201L65 202V201H67V199L71 200ZM73 198H74V197H73ZM159 198H160V199H159ZM234 198H235V197H234ZM22 199H23V198H22ZM44 199H45V200H44ZM47 199H48V204H47V207H46V202H47L46 200H47ZM49 199L51 200L50 202H49ZM74 199H75V198H74ZM19 200H20V199H19ZM158 200L160 201V203H159ZM162 200H163V201H162ZM235 200H237V199H235ZM259 200H260V199H259ZM21 201H22V200H21ZM45 201H46V202H45ZM62 201H60V203H59L60 206H62V204L64 205V202H62ZM72 201H73V199H72ZM74 201H75V200H74ZM120 201H121L120 204H121V206L123 207V206H124V205H122V202H123V201H122L121 199H120ZM258 202H259V201H258ZM0 204H1V203H0ZM50 204H52V202H51ZM65 204H66V203H65ZM161 204H162V205H161ZM8 205H9V207H8L9 210L12 211V208H14V206H13V207L10 206L11 204H8ZM8 205H7V206H8ZM136 205H138V204H136ZM160 205H161V206H160ZM0 206H1V205H0ZM51 206H52V205H51ZM51 206H50V207H51ZM60 206H59V208H61ZM99 206H100V205H99ZM139 206L142 208L141 205H139ZM1 207H2V206H1ZM1 207H0V208H1ZM11 207H12V208H11ZM42 207H43V206H42ZM65 207H66V210H67V205H66V206L64 205V206L62 207L61 210L58 209V210L61 212V215H62V211H63V209L65 210ZM122 207L119 208V209H122ZM10 208H11V209H10ZM45 208H48V209H45ZM100 208H101V206H100ZM44 209H45V210H44ZM51 209H53V207H52ZM75 209H76V208H75ZM119 209H118V211H119ZM139 209H140V208H139ZM168 209H169V210H168ZM66 210H65V211H66ZM76 210H77V209H76ZM163 210H166V212L163 211ZM202 210H203V209H202ZM0 211H2V209H1ZM14 211H16V209H14ZM14 211H12V212H14ZM39 211H41V210H39ZM39 211H38V209H37V212H39ZM43 211H41V212H43ZM48 211L50 212V210H48ZM51 211H52V210H51ZM59 211H57V210L54 209V211H53L52 213L56 212V214L59 215V213H57V212H59ZM68 211H70V210H68ZM68 211H67V215H68V213H70V212H68ZM120 211H121V210H120ZM120 211H119V212H120ZM122 211L125 212V207L122 209ZM122 211H121L120 214H121V216L123 215V217L125 218V221H127V222H132V221H131L132 219L130 220V218H129V220H126V215H128L127 210H126V213H127V214H124V213L122 214ZM179 211H180V210H179ZM12 212H10L11 216H13L14 213H15V212H14V213H12ZM17 212H19V211L17 210ZM41 212H39V214H40ZM76 212H77V211H76ZM164 212H165V213H164ZM203 212L205 213L206 211H203ZM77 213H78V212H77ZM204 213H203V214H204ZM1 214H3V216H4V211H3V213H2V212L0 213V216H2ZM169 214H170V216H169ZM30 215L33 216V214H30ZM67 215H66V216L64 215L65 218H64V216H61V218H62V219H63V218H64V219H67ZM129 215H130V214H129ZM171 215H172V216H171ZM3 216H2V218H0V220H3V221H4ZM14 216H16V215H14ZM59 216H60V215H59ZM85 216H86V215H83V217L80 216V217H81V219H80V218H79V215H78V218H79L78 221H79V222L82 221L84 218H86ZM27 217L30 218L29 215H28ZM69 217H70V216H68L67 221L69 220ZM12 218H13V219H12ZM12 218H10V219H12V222L10 221V226H11V227H10L9 225H5V224H7L6 221H5V222L2 221L3 224H2V222H1V224L3 225V226L1 225V227H4V225H5V227H6V226H9L8 228H11L12 231H13L15 228H17L16 226H17L18 224H15L16 226H15L14 228H12L14 225L11 224V223H14L13 220L15 221V220H16V217H12ZM14 218H15V219H14ZM32 218H33V217H32ZM32 218H31V219H32ZM71 218H72V217H71ZM82 218H83V219H82ZM127 218H128V217H127ZM150 218L152 219V216H150V217L147 216V220H146V221H148V219L150 220ZM257 218H258V217H257ZM263 218H264V215H263L262 219H263ZM31 219L29 220L30 222L28 221L29 224H31V222H32ZM173 219H174V220H173ZM229 219H230V218H229ZM27 220H28V219H27ZM32 220H33V219H32ZM72 220H73V218H72ZM153 220H155V219L153 218V219L151 220L152 223L154 222L155 224H154V223L152 224L150 221H148L149 223H151V225H154V226L152 227V229H151V227H150V229H151V230H154L157 226H159V228H158V227L156 228L155 232H157V231L159 232V230H161L159 235L156 234L157 237L160 239V237H162L161 232H163V230L160 228L161 225H159L158 223H156V220H155V221H153ZM176 220H178L177 223H176ZM254 220H255V221H254ZM254 220H253V222L251 221V222L253 223V225H255L257 222H259V220H260L261 222H263V220H261V218H258V221H257V219H254ZM69 221H70V220H69ZM84 221H85V222H84ZM84 221H83V222L86 224V223H87V220L85 219ZM228 221H229V220H228ZM35 222H36V221H35ZM70 222H71V221H70ZM72 222H74V220H73ZM72 222H71V223H72ZM83 222H81L80 224H82ZM127 222H124L125 224H124V225L122 224V225L124 226V228H126V229L128 230V229H130V228H127V226L125 227V225L128 224ZM180 222H182V221H180ZM183 222H184V221H183ZM183 222H182L181 224L184 226V223H185V222H184V223H183ZM230 222H231V221H230ZM251 222H250V223H251ZM255 222H256V223H255ZM15 223H17V222H15ZM36 223H37V222H36ZM36 223H34V221H33L32 225H31V226H33L34 229H35V226H37ZM149 223H147V224L149 225ZM228 223H229V222H227V224H228ZM252 223H251V225H250V224H249V225L252 226V228H253V227H255V226H253ZM80 224L78 225V229H79ZM132 224H133V223H129L128 227H131V226L134 227V224H133V225H132ZM173 224H174V225H173ZM227 224H226V225H227ZM257 224H258V225H257ZM257 224H256V225H257L258 227H257V226H256V227H257L258 230H260V229H261V230L264 229V222H263L262 224H260V222L257 223ZM34 225H35V226H34ZM122 225H121V226H122ZM130 225H131V226H130ZM151 225H149V226H151ZM175 225H176V226H175ZM182 225H180V226L183 228ZM206 225H207L209 228H210V226L212 227V224L209 225V223H206ZM229 225H230V223H229L227 226H229ZM245 225H247V223H245L244 226H245ZM249 225H247V226L250 228ZM259 225H260V226H259ZM39 226H41V224H40V225L38 224V227H37L38 229H39ZM180 226H179V227H180ZM207 226H206V227H207ZM247 226H245V227H247ZM139 227H140V228H143L144 225H143V226H139ZM208 227H207V229H208ZM248 227H247V228H248ZM256 227H255V228H256ZM41 228H42V227H41ZM41 228H40V229H41ZM43 228H44V226H43ZM120 228H121V227H120ZM135 228H138V226L135 227ZM140 228H139V229H140ZM182 228H179V229H182ZM187 228H188V226H187V227L184 226V228L182 229L183 231L181 230V232H186V230H187V232H188V233L186 232L187 235H186V233H182V234H185L184 236H186V238H185V237L182 235V236H183V240H184V238H185L184 241H186V240L188 241V240L190 239V240H189L190 243H193V242L191 241V238H190V235H191L190 232H191V230H189L190 228H188V229H187ZM204 228H205V226H204ZM213 228H214V227H212V229H208V230H213ZM252 228L248 229V231H249V230H250V231H252V230L254 231V228H253V229H252ZM38 229H36L37 232H38ZM40 229H39V231H41V234H42V231H44L45 234L48 233L47 230H45L46 228H44V230H40ZM80 229H81V228H80ZM80 229H79V230H80ZM121 229H123V228H121ZM121 229H120V231H121ZM139 229L137 230V232H143L142 230H145V227H144V229H140V230H139ZM184 229H185V230H184ZM207 229H206V228L204 229V233H205V232H206V233H210V232H211V231L207 232V231H208ZM15 230H18V228L15 229ZM127 230H126V233L129 232L131 229L128 230V231H127ZM188 230H189L190 232H189ZM205 230H206V231H205ZM214 230H215V229H214ZM12 231H11V232H12ZM48 231H49V230H48ZM122 231H123V230H122ZM122 231L120 232L121 234H122ZM131 231H132V232H131ZM131 231H130V232H131L132 235H131L130 233H129V234H128V233L126 234V235H130V236H128L130 240L126 239V240L128 241V242L126 241L127 245H129V244H128L129 241H131L132 239H134L133 237H135V234H133V233L136 232V229L132 228ZM133 231H135V232H133ZM217 231H218V230H217ZM221 231H222V230H220V232H221ZM223 231H224V230H223ZM223 231H222V232H223ZM9 232H10V229H9ZM11 232H10V233H11ZM49 232H50V231H49ZM215 232H216V231H215ZM220 232L218 231L217 234H218V233H219V234H218L217 236H215L214 238H213V236H211V235H208V236H211V238L208 237V236H206V238H207L206 240H207V241H209L208 238H209L211 241H213L212 239H214L213 242H214L215 245L212 244L213 246H210V247H209L208 244H207L208 248H210L211 251H213L214 248H212V247H215L216 244H217V246H219V244H220V246H219L220 248L223 247L222 245L227 246V245L229 244L227 247H230L231 250H228V248H227V250H226V249H225L226 247H225V248H222V249H225V250H222V254H226V252H227L229 255H231V256H229V257H228V255H225V256H227V257H225V256L223 255L226 259H227V258H228V259L231 258V261H230V259H229V260L227 259L228 264H232L233 262H236V263H233V264H239V263H240V264H244V263H245L244 261H246L247 259H248V261L250 260V262H251V257H253V256H255V255H252V254L250 253V251H249L248 249H246V250L248 251V255H250V254L252 255V256H246L247 253H245L246 251H244V250H245L244 247H245L246 245H245V246H242V245L245 244L244 241H246V240H243V241L241 240V241H240L239 238L237 237V239L239 240V242L242 244V245H241V247H242L241 249L244 251V253H243L242 250H241L242 252H240V253H236V252H234V250H232V249H233V246H232V248H231V246H230V244L232 245V241L228 238V236H227V238H228L231 242H228L229 240L226 241L227 238L224 236V234H226L227 232L224 231V232H223V235L220 234ZM222 232H221V233H222ZM50 233H51V232H50ZM107 233L110 234V231H108ZM111 233H112V232H111ZM124 233H125V229H124V231H123V234H124ZM189 233H190V234H189ZM11 234H13V232H12ZM45 234H44V236H45ZM109 234H108V235H109ZM144 234H145V232H144ZM144 234H143V235H144ZM150 234H151V233H150ZM162 234H163V233H162ZM188 234H189V236H188ZM13 235H14V234H13ZM50 235H52V234H50ZM110 235H111V234H110ZM163 235H164V234H163ZM220 235H221V237H220ZM226 235H227V234H226ZM46 236H49V233H48V235H46ZM46 236H45V237H46ZM182 236H181V237H182ZM223 236H224L225 238H223ZM259 236H260L261 238H260ZM49 237H50V236H49ZM49 237H48V240H49ZM128 237H127V238H128ZM144 237L147 238V234H146V236H144ZM163 237H164V236H163ZM217 237H218L219 240H220V239L222 240V241L220 240L221 243L217 241V240H218ZM240 237L243 238V236H240ZM51 238L54 239V240H49V241H53V243L55 244V245L53 244L52 250H55V248H54L55 246H56V249L59 250V249H60V247L58 246L59 244L56 245L57 242H56V243L54 242L56 239L53 238V237H50V239H51ZM115 238L117 239L116 236H115ZM123 238H124V239H122V240L124 241L125 238H126V236L124 235ZM187 238H188V239H187ZM242 238H240V239H242ZM259 238H260V239H259ZM0 239H1V238H0ZM78 239H79V238H77V241H76V239H74L73 242H71L70 244L67 245V249H68L67 251H68V252H69L70 250H72V249H71L72 247L74 248V245L77 246V242L80 244V241H79ZM159 239H158V240H159ZM164 239H165V237L162 238L161 240H164ZM223 239H225V240H223ZM244 239H245V238H244ZM257 239L259 240V241H257V242H259L260 244H262V245L264 246V242H263V241H264V232H263L262 235L259 234L258 237H257ZM261 239H262V240H261ZM14 240H17V239L14 238ZM118 240L120 241L121 239L118 238ZM122 240H121V243H122L123 245L120 243V245H121L122 247L124 246L123 248L121 247L122 250H123V249H128V248H126L127 245L125 244V241H124V243H123ZM206 240L204 239V242H205ZM0 241H2L0 247H2V245H5V241H4V239H1ZM56 241H57V240H56ZM74 241L76 242V244H75ZM166 241L168 242L169 240H165V241H162V242H165V245H167V244H170V245H171V243H172L171 241H169L168 243H167ZM187 241H186V242H187ZM189 241H188V242H189ZM207 241H206V242H207ZM211 241H209V242H207V243L210 244V243H212ZM215 241H217L218 243H217V242L215 243ZM225 241L227 242L226 245H225V243H226ZM14 242H16V241H14ZM170 242H171V243H170ZM206 242H205V243H206ZM222 242H223V243H222ZM237 242H238V241H237ZM17 243H19V241H18ZM50 243H52V242H50ZM72 243H74V245H73ZM160 243H161V242H160ZM240 243H239V244H240ZM243 243H244V244H243ZM79 244H78V245H79ZM161 244L163 245V247H164V249H165V245H164L163 243H161ZM161 244H160V245H161ZM172 244H173V246H174V244H175V246L177 247V249H176V247L174 246L175 249L178 250V252H179V251L181 252V253H180V252L178 253V254L180 255V257L182 258L181 260H186V258H187V254L183 255V257H182V254H184V253H186V252L182 250V251L184 252V253H183V252L180 250V249H182V248L180 247V249H179V245H177V243H176L175 241H173ZM162 245H161V246H162ZM190 245L192 246L193 244H190ZM195 245H196V244H195ZM195 245H193L192 247H189V248H191V249H192L193 247H197V248H198V249H197V248H193V249H194L193 253H191L192 251L190 252L191 249L189 250V252H190V254H191V257H192L193 254H195L194 257H193V259H194V260H193L194 264H198V263H195V262H198V260H196V259H200V260L202 259V261H203V259H204V262L201 261L199 264H201V263H203V264H209L212 260L210 261V260L208 259L207 253H205L204 251H202L198 245H196V246H195ZM262 245H261V246H262ZM57 246H58V248H57ZM69 246H70L71 248H68ZM79 246H81V245H79ZM79 246H78V247H79ZM98 246H99V244H98ZM101 246H102V244L100 245V248H104V246H102V247H101ZM161 246H160V248L163 250V254L167 253V252H164V249H163V247H161ZM217 246L215 247V249L217 248ZM263 246H262V247H263ZM3 247H4V246H3ZM3 247H2V248H3ZM127 247H128V246H127ZM219 247H218V248H219ZM246 247H247V246H246ZM246 247H245V248H246ZM20 248H21V246H20ZM53 248H54V249H53ZM98 248H99V247H98ZM129 248H130V245H129ZM208 248H207V250H209ZM238 248H239V247H238ZM263 248H264V247H263ZM74 249H77V248L75 247ZM81 249H82V246H81V248H79V250H76V251H79V253H83V252H81L83 249H82V250H81ZM193 249H192V250H193ZM195 249H197L198 251L196 252ZM215 249H214V251H215ZM26 251H27V250H24V251L22 250L23 255L25 256V255L29 252V253L27 254L28 256L26 255L27 257H29L30 251H27V253H26ZM72 251L74 252L75 250H72ZM125 251H126V250H125ZM199 251H200V254H196V253H198ZM230 251H231L232 253H233V252H234V253L232 254ZM195 252H196V253H195ZM203 252H204V254H203ZM207 252H208V251H207ZM224 252H225V253H224ZM55 253H56V251H55ZM55 253H51V254H49V256H48V254H47V255H46V257L48 256L47 259L42 260V259H43V258H42V259H41V262H40V260H39L40 257L37 258V257L35 256V257H36V260H38V262L35 261L36 264H38L39 262H40V264H45V263L47 264V263L49 262L48 259H49L51 256H53L52 254H55ZM57 253H58V251H57ZM57 253L53 256L54 258H55V256L57 255ZM63 253H64V252H63ZM209 253H211L210 250H209ZM249 253H250V254H249ZM0 254H1V253H0ZM21 254H22V253H20V255H21ZM61 254H62V252L59 251V256H61ZM68 254L71 255L72 253L69 252ZM73 254H74V253H73ZM73 254H72L71 256L67 255V256H68V260H69V258H73L72 260L70 259L71 261H69V262H71L72 264H73V262H74V263L76 262L75 264H79V263H77V259L75 258V255L73 256ZM121 254H122V253H121ZM235 254H238V256H241V257H238V258H240V259L237 258V259H238V260H237L236 257H235V259H236V260H235V259L233 258V256H237V255H235ZM239 254H240V255H239ZM241 254H242V255L244 254V256H242ZM20 255H19V256H20ZM30 255H31V254H30ZM63 255H65V259H66V254L64 253ZM110 255H111V254H110ZM110 255H109V256H110ZM122 255L125 256L124 253H123ZM141 255H142V254H141ZM141 255H140V256H141ZM4 256H6V255H2V256L0 255V257H3L2 259L0 258V263L2 264V262H3V264H11V262H10V258L8 257V259H7V257H6V259H7V261H8V262H7V261H5L6 259H5ZM19 256H18V257H19ZM44 256H45V255H44ZM44 256H43V257H44ZM57 256H58V255H57ZM59 256H58L56 259L60 262L61 259L59 258ZM72 256H73V257H72ZM166 256H167V257H166ZM197 256H198V257H197ZM200 256H201V257H200ZM204 256H207V258H206V257H205V258H206L208 261H210V262L205 261L206 259L203 258ZM20 257H21L22 261H23V259L26 258V257L22 258V257H23L22 255H21ZM32 257H34V256H32ZM35 257L33 258V262H34ZM46 257H45V258H46ZM61 257H63V256H61ZM84 257H86V259H85V260H86V263H85V264H88L87 261L89 260V258H88L86 255H85ZM121 257H123V256H121ZM125 257H126V256H125ZM125 257H123V259H122V258H119L120 260L118 259V257H113V258H115V259H118V260H115V261L113 260V263L115 262L116 264H119V263H117V262H118V261L121 262V259H122V261H123ZM162 257H163V255H162ZM169 257H170V255L168 256V253H167V255L165 254V257H164L165 260H164V262H165V261L167 262V263L165 262V264H168V263L170 262V261H168V258H169ZM195 257H196V258H195ZM243 257H244V258H247V259L245 260ZM51 258H52V257H51ZM51 258H50V259H51ZM54 258H52V259L54 260ZM87 258H88V259H87ZM127 258H128V256H127L125 259L127 260ZM142 258H143V257L141 256V259H142ZM164 258H163V259H164ZM166 258H167V260H166ZM184 258H185V259H184ZM241 258H242L244 261H243ZM249 258H250V259H249ZM255 258L257 259V257H254L252 261H255V260H256ZM4 259H5V260H4ZM26 259L28 260V258H26ZM26 259H25V260H26ZM29 259H31V256L29 257ZM52 259H51V260H52ZM59 259H60V260H59ZM153 259H154V258H153ZM170 259H171V257H170ZM254 259H255V260H254ZM3 260H4V261H3ZM25 260H24V262H25V264H26V261H25ZM53 260H52V262H49L48 264H52V263L55 261V260H54V261H53ZM68 260H66V261H68ZM111 260H112V257H111ZM126 260H125V261H126ZM142 260H143V259H142ZM154 260H155V259H154ZM195 260H196V261H195ZM29 261H30V260H29ZM63 261H64V259H63ZM63 261H61L62 264H63ZM152 261H153V260H152ZM186 261L188 262V260H186ZM186 261H184V262L182 261V264H183V263H184V264H187ZM237 261H238V263H237ZM248 261H246V262H248ZM4 262H5V263H4ZM6 262H7V263H6ZM24 262H23V264H24ZM35 262H34V263H35ZM84 262H85V261H84ZM127 262H128V261H127ZM127 262H126V263H127ZM154 262H155V261H153V264H154ZM171 262H172V261H171ZM171 262H170L169 264H172ZM185 262H186V263H185ZM205 262H206V263H205ZM243 262H244V263H243ZM250 262H248V263H246V264H252V263H250ZM255 262H256V263H255ZM255 262H254L255 264H260V262L258 261V259H257V261H255ZM258 262H259V263H258ZM29 263H30V264H34V263H32V262H29ZM57 263H58V262H57ZM57 263H56V261H55L54 264H57ZM65 263H67V264H71V263H68V262H65ZM113 263H112V264H113ZM115 263H114V264H115ZM126 263H125V264H126ZM128 263H129V262H128ZM128 263H127V264H128ZM212 263H213V262H212ZM254 263H253V264H254ZM27 264H28V262H27ZM58 264H59V263H58ZM121 264H122V263H121ZM155 264H158V263H155ZM177 264H178V263H177ZM213 264H214V263H213Z\"/></svg>","mask_w":264,"mask_h":264}]
</instances>
